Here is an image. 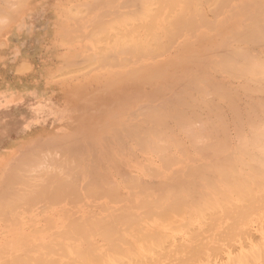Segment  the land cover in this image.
I'll use <instances>...</instances> for the list:
<instances>
[{
    "label": "rangeland",
    "instance_id": "1",
    "mask_svg": "<svg viewBox=\"0 0 264 264\" xmlns=\"http://www.w3.org/2000/svg\"><path fill=\"white\" fill-rule=\"evenodd\" d=\"M135 1H136V3L134 2V0H79V1H77L75 8L73 9L74 11H70V13H68L70 22L72 23L73 28L76 31V38L72 42L71 45H67L66 43L61 44L62 48L69 47V48L75 49V51L73 50L72 53L69 54L70 58L73 57L74 63H73V66L61 67L59 70L60 76H64V78H69L72 82L60 83V84L47 83V84H34V85L29 84V83H19V84L8 83V82L7 83H0V197H1V199H3L2 203H4L6 201L4 198L7 195L10 199L13 198L12 196L15 194L12 195L13 191L12 192L10 191L12 189L15 190L14 192L16 193V196H17V199L14 196L15 198H13V202H11V200L7 201L8 203L6 202V203L2 204L3 206L0 207V210H1L0 213L2 212V215L4 214L3 213L4 209L12 210L14 207H16V208H14L15 210L13 209L14 212H12V213L6 211L7 215L4 214V216H5L3 218L4 220L0 219V247H2L0 249H2V252L4 251L6 253H9V254H6L3 252V254H4L3 256H5V255L6 256L3 257V260L0 257L1 258L0 264H4V263L9 264V262H11V264H12V261H11L12 258H13V262L16 261V260H14V256L16 255V253L20 254V252H21V251L19 252L17 250V248H19L18 245L21 244L20 242H22V244H21V246L19 245L20 246L19 250L20 249L23 250L24 246L26 247V245H27V247H31L33 244L32 248L36 249V252L33 253L32 251H34V250H32V249L27 250V251L25 249V252L28 253V251H29V254H32L31 256L33 258L35 256V254L41 255L39 253L42 251L43 254L41 257H43L44 255H46L44 253V249H46L47 247L42 246V245H44V242L46 240L50 241V244L49 243L48 244L51 247H52V245H55L53 247H56V248L59 247L61 249L56 250V248H55V250H54L55 254H53L54 252L51 253V251H50V252H48L47 256H44V258H47V260H48L50 258L53 259V257L56 256L58 258V260L56 258H54V261L57 260L60 262L61 259L62 260L65 259L67 261L68 256L75 255L74 254L75 252L74 253L72 252V250H73L72 248L77 249V248L81 247L82 241L87 240V237L84 239H81L82 237L79 236L80 241L82 240L81 244L79 243L80 242L79 239H77V240L70 239L71 235L69 236V238L67 237V239H70V241L72 240V241H74V243H78V244H73V242H71L73 244L72 248H71V245H69V246L66 245V244H69L70 242L67 243L69 240H66L63 236V235H66L65 231L66 230L70 231L72 227H76V228L74 230H71V231H77L80 229L81 230L85 229L84 231H86L87 229L89 230V226H87L86 224L91 223L97 217L100 218V216H101V218H102V216L105 214L106 215L104 216V219H106L107 221L103 220V218L102 219L98 218L97 221L99 220L100 225L102 223H104V226L106 227V229L111 228V229H109V232H111V230L114 232V229L119 228L118 232L123 233L120 230L124 231L123 227H126L125 231L128 229V231H130V233L127 231L128 234L135 235V236H138L139 234H142V233H144V235H145V232L147 233L148 231L150 232L151 230H153V231L158 230L159 233L160 232L162 233V235H163V233H166L168 235V236L166 234L163 235V237L165 236V238L167 239L166 241L161 235H159V236H161V238L164 239L163 240L164 242H161L162 244L160 245V247H157L156 249L154 248L152 250V248L147 247L149 245H147V246L144 245L143 247H146V249H147L144 251V248L141 246V245H143V244H141V241H143L142 243H144V244H148V243H145V241H146L145 239H142V238H145L144 236L141 237L142 240L140 239V242H139V240H136V241L134 240L135 239L134 236L126 235L127 233L124 232V234L126 235V236L125 235L124 236L126 238L129 237V240L132 242V245H133L132 248H135V251L137 250L139 257L141 258L145 254H146L145 256H147V257H149L148 255H150L151 256L150 259L146 257L147 260H149V261L154 260L156 257L160 258V260L162 259L164 262L167 261V259H166L167 256L166 257L162 256L165 253L161 254L162 252L161 253H159V252L161 250L165 251L163 249H166V251L168 249V251H170L168 256H172L171 257L172 259L175 258V261L177 260L176 264H178V262H179V264H181V263L182 264H186V263L187 264H218V263L219 264L220 263L229 264L227 262L229 255H230V259H231V257L233 259L232 261L229 259V261L233 262L235 259H237L234 261V263L239 261V259L242 257L243 262L245 261L244 258L249 260L247 264H249L250 259H253V258L254 259L251 260L252 262L250 264H252V263L254 264L253 261H255V264H264V208L262 207V206H264V203H263L264 202V196H262V197L259 196L260 192H261L260 195H262V194L264 195V193H262L264 190V187L261 185L263 187L262 190H260L261 188L258 187L259 186L258 185L259 180L263 176L261 174L262 168H264V157L262 156V155H264V139H263L264 138V131H263L264 130L263 129L264 128V120H263L264 117H262V115L264 116V112L261 113L262 111H260V110H264V107H263L264 106L263 105L264 104L263 103V101H264V95H263L264 94V90H263L264 86H262V85H264V81H263L264 80V77H263V75H264V61H263L264 60V36L261 38L262 35L259 37V34L257 33V30H262L264 32V0H135ZM141 3L143 6V9H145L146 12L143 10L141 11V9H137V7L138 8L141 7V5H140ZM138 4H139V6H138ZM138 10H140L141 13ZM125 17L127 19L131 20V23L129 21L125 22V20H126ZM122 23H125L124 26ZM156 23L158 24L156 26H157V29L159 30V32L156 29V26H155ZM122 29H124V30H122ZM129 30H131V31L133 30L131 33V36H129L130 35L129 33L131 32ZM134 30H136V32ZM259 33H262V32L260 31ZM128 36L131 38V40L128 38ZM132 39H134L133 42H131ZM127 40H130V42ZM134 42L135 43L137 42L136 43L137 46L133 45ZM125 46L128 47V51H126L127 49L124 50L126 48ZM123 47H125V48H123ZM136 47H137V49H136ZM234 55L236 57H238V59L241 58L242 61L241 60L238 61V59ZM128 57H130V59ZM138 57H139V60L137 59ZM125 58H126V60H125ZM134 58H136L137 60ZM229 59H231L235 65L234 64L232 65V62ZM247 59H249V60H247ZM228 60L230 61V63L228 62ZM224 61H226L228 63H225ZM222 62H224L223 63L224 66H225V64L229 65V66L227 65L228 70H227V67L223 66ZM235 62H237V63H235ZM242 62L243 63L245 62V63L243 64ZM252 62L254 64H252ZM217 63H220V64H217ZM239 64H243L242 67H244V65H245V67H244L245 69H243L242 67L240 69V67L238 66ZM261 64H263V65L261 66ZM246 65H249V66L246 67ZM251 65L253 66V68L251 67ZM220 66H222L223 68ZM220 68L222 70H224V69L225 70L221 71ZM236 68H238L237 72L235 71ZM251 68L253 69V71ZM260 68H262L263 71ZM226 70H227V73H228V71H230V72L233 71V72H231V74L230 73L227 74V73H225ZM234 71L236 73H234ZM247 71H250L248 73L252 74L253 76H251L250 74H246ZM251 71H252V73H251ZM261 72H263V73H261ZM237 73H238V75H237ZM240 74L244 75V77H240V76H242ZM248 75H250V77H253V78H250L251 83L249 81ZM64 78H61V79L64 80ZM234 78H236V79H234ZM245 78H247V79H245ZM243 79H245V80H243ZM244 81H245V83H244ZM241 82H242V84H241ZM255 83H256V85H255ZM245 84L250 85V88H251V86L252 87L254 86L252 88V90L250 91V93H249L250 89H248L249 87L246 88ZM257 85H260V86H257ZM242 86H244V88ZM256 87H260L259 89H261L263 93L254 92L257 89ZM261 87H263V89ZM245 90L247 91V93ZM223 91H224V93H222ZM252 91H253V93H252ZM225 93L226 94L228 93V94L226 95ZM242 94H244V95H242ZM254 94H256V96ZM224 95H226V96H224ZM208 97H209L210 101H208L209 100V99H207ZM227 97L230 98V100L228 99L229 101L228 100L226 101ZM260 98L262 100H260ZM211 99L213 101H211ZM230 101L232 104L234 102V104L232 105L230 103ZM257 104H260L261 106L257 105ZM255 106H259V108H261V109H258V107H255ZM252 107H254V108H252ZM215 108H216V110H215ZM250 108H251V111L253 113H251V112L249 113ZM213 109L216 112H217V110L220 111L219 114H222V115H218V113L216 114V112ZM197 111H199V113L201 112V115H200L201 118H198L199 114ZM209 111L211 113H214L213 115L217 119L213 118V115L211 113H209ZM204 112H206L208 116ZM255 114H258L257 116L260 119L258 117L254 118L256 116ZM220 116H221V118H219ZM237 116H239V117H237ZM249 116H252V118H250ZM183 117H184V119H182ZM209 117H210V119H207ZM211 118H212V120H211ZM222 118H223V120H222ZM177 119H178V121H177ZM152 120H153V122L156 120H159L158 123H157V121L155 122L157 124L162 122L164 124L165 128H168L166 131L171 130L170 133H169V131L164 132L162 130L163 124H162V126L159 125V127L161 126V128L158 127L157 129H155L156 126H158V125L154 124L152 122ZM179 120H180V122L181 121L182 122L180 123ZM187 120H192V122L191 121L188 122ZM217 120L218 121L221 120V122L224 121V124L226 126L223 127L222 124H219L220 122H218ZM252 120L254 121V123H252L253 122ZM176 121H177V123H176ZM205 121H206V123L208 122L207 126L209 129H207ZM213 121L217 122L219 125H216V124L214 125L215 122L213 123ZM182 123H184V124H182ZM187 123H188V125H187ZM189 123H190V126H189ZM191 123H193V124H191ZM153 124L155 125V128H154ZM252 124H253V126H254V124L255 125L257 124L256 126L258 127V129L257 130L254 129L252 127ZM185 126L186 127L188 126V127L186 128ZM216 126H218V127H216ZM179 127H183L186 130H183V128H182V130H179L180 129ZM220 127H223L224 129L223 128L220 129ZM250 127H251V129H250ZM165 128H163V129L165 130ZM193 128L196 129L197 131L196 130L193 131ZM261 128H262V130H260ZM158 129L160 131H158ZM215 129L216 130L220 129L219 131H221V132L226 129V131H223L224 134H222L220 132H218V134H217L215 132L216 131ZM213 130H214L215 134H217V136H215ZM252 130L254 132L256 130L255 133L258 135H256L253 132H250ZM210 131H212V132H210ZM239 131L241 132V134H239ZM158 132H160L161 135ZM249 132L251 134L253 133L254 135H256L255 139L250 138V139H253V141L256 140V141H254L255 142L254 144L248 143L250 141V139H249L250 133ZM166 133H168V135ZM182 133H185V135H183ZM186 133H187V136H186ZM195 133H197L198 135H196ZM204 133H206V135ZM169 134L173 135V136L175 135V136L172 137ZM191 134L193 135L194 138H196V141H198V142H194V144L196 143V145H194L193 143H190V142L195 141L194 138L191 137L192 136ZM199 134H200V136H199ZM204 135H205V140L208 137V139L211 141L206 140L204 142V139H203ZM211 135H214L215 138H211V137H213ZM243 135L245 137L248 136L247 138L249 139V141L246 140L247 138L243 139L241 137ZM254 135H253V137H254ZM195 136H198V138ZM257 136L258 137L260 136L261 140H259V138ZM164 137L169 138V140H167V138H166L167 141L165 140L166 141L165 142ZM187 137L190 139H187ZM157 138H159V140ZM172 138H173V140H172ZM176 138H177V141L175 140ZM142 139H144V141ZM197 139H200V140L203 139L202 140L203 143H202V141H201V143L203 145H204V143H207L206 147H205V145L204 146L200 145L199 144L200 140H197ZM215 139L217 140V142L215 141V144L219 143V145L217 144L216 148H219V146H220V142L218 141V139H220V141H222L221 143H223V145L221 144L219 149L214 148L215 146L213 147ZM157 140H158V142H157ZM161 140L163 142H161ZM171 140L174 141L173 142L174 146H172L173 144H172V142H170ZM240 140H243V142L246 141L245 143H243L246 146H242L243 145L242 143L239 144ZM257 140L259 142H257ZM179 141L181 142V144H180L181 147L183 146L182 148H177V146H179V143H180ZM209 142L210 143L213 142L212 143L213 145L209 144ZM251 142H252V140H251ZM166 143L169 145L171 143V145L170 146L166 145ZM176 143H178V144H176ZM259 143H260V146L258 145ZM143 144H144V148L142 149L141 146ZM156 144L158 146H155ZM208 144H209V146L211 145L212 147L210 146V148H209ZM160 145L164 146V147H162L163 151L161 150L162 155L164 154L163 157L161 156L162 158L158 157V155H160L159 153H161V152L157 148L161 149ZM239 145H241V149L239 148L240 147ZM247 145H248V147H247ZM251 145L255 146V147L253 148V147H251ZM225 146L230 151L225 150L226 149ZM258 146H259V150H260L259 153H258ZM170 147H172V148H170ZM195 147H197V148L199 147V148L197 149ZM200 148L201 149L203 148L202 149L203 153L201 152L202 150L200 151ZM206 148H208V149H206ZM246 148L249 151H251L253 149L251 151L253 154L251 152H246V151H248ZM260 148H263V149H260ZM205 149L207 151H205ZM215 149H216V152H217V150H219V152H223V154L217 155V154H219V152H217L215 154V152H214ZM242 149H246V151L244 150V153L245 152H246V154L249 153L251 155V157L255 154L254 152H256V154H255L256 156L258 154H259V157L262 156L260 159L257 158L258 156L255 157L257 159V161H256V159L254 160V159H251V157H250V159L252 161L253 160L256 161V163H258V165L261 166V169H260L261 173H258V172L257 173H258V176L260 174L262 176L258 177V179L256 178L255 179L256 181H254L257 183L258 186H256V184L254 185L253 184L254 182H251V180H249V178L252 179L251 175H250V177H247V175L252 174V173L255 175V173L252 172V169H250V166H251L250 164H252L254 166L256 163L249 161L248 157L245 156L246 154L244 155V153L242 152ZM254 149H256L257 151ZM165 150H167V151H165ZM182 150H184V151H182ZM221 150H223V151H221ZM236 150L237 151L240 150L241 152L240 151L237 152ZM176 151L179 152L180 154L177 153ZM227 151H228V153H231L228 156L229 158H226V155H228V153L226 154ZM195 152H196V154H194ZM155 153H156V155H155ZM165 153L168 154V156ZM181 153H182V155H181ZM174 154H175V156L177 155L176 159L174 157ZM190 154H192V155H190ZM211 154H214L217 157L214 155H211ZM239 154H240V156L241 155H244V156H241V158L239 159L238 158V157H240ZM207 155H209V156H207ZM222 155H224L225 158ZM182 156H184L185 158L183 157V160H180L182 158ZM231 156L233 159L231 158ZM195 157H197V159ZM213 157H215V158H213ZM220 157H223L225 159L223 161L224 165H226L224 162L227 163L229 161L228 163L230 164L234 161L232 163L233 165L231 164V166H232V169H234L233 167H235V169H234L235 171L231 170V166H229V165H227V168H228V169L226 168L227 170L225 169V166L223 167V165L221 166V164L219 166V162L222 163V161H221L222 159L220 160ZM242 157H244L247 161ZM190 158H193V159H190ZM117 159H118V161H116ZM209 159H210V162L212 160H215V159H216V163L219 160L220 161L218 162V164H215L214 163L215 161H212L211 163L212 164L214 163L216 166L213 165L215 167L212 166L213 168H211L210 165H207L209 163ZM228 159H230V160H228ZM241 159H242V161L245 160L246 162L245 161L242 162ZM56 162H58V163H56ZM75 162L76 163L78 162L80 167H78V166L74 167V165H78V163L76 164ZM201 162H203V164L206 166L201 164ZM241 162H242V164H241ZM62 163L64 165H61ZM113 163H115V166L117 167V169L120 168L118 170V173H117V170L115 171V169H114L115 166ZM164 163H167V164H164ZM234 163H236V164H234ZM244 163H246V167H245V165L242 166ZM33 165L35 168L34 167L29 168L30 166L32 167ZM53 165H56V167ZM58 165H59V167H61L60 168L61 173H60V171H57V169H59V167H57ZM150 165H152V167ZM188 165H189L190 170L188 168H187L188 170L185 169L186 167H188ZM190 165H192V168H194V169H197L200 167H202V168L205 167L204 169H202V168H200V169H202V171H206L207 172L206 175L209 174V175H207L208 177H206L205 172L201 173L202 175L201 174L199 175V172H197V173L194 172L196 175V177H195V175L192 174L194 169H192ZM50 166L51 167L53 166V168H51L52 170L49 169ZM218 166L220 167V169H221V167L224 169H221V172H220V169L218 168ZM27 167L29 168L28 170H26ZM77 167L80 168V170L82 171L81 172L82 175L80 176V174H77V176L79 175V177H82V178H78L74 174L75 172L80 173V170L78 171ZM104 167H106V168H104ZM150 167H151V170H150ZM243 167H244V169H243ZM54 168H57V169H56V171L53 172V175H52L51 172L53 170H55ZM41 169H44V170H41ZM45 169H46V173H45ZM102 169H103L102 173L105 174L107 177V178L105 177L104 179H102V181H104V182L100 181L101 178L105 176V175L103 176L102 173L100 172ZM113 169L115 172L113 171ZM159 169H160V172L158 173L157 171H159ZM166 169H168V170H166ZM200 169H199V171H200ZM212 169H213V172L210 171ZM215 169H218L219 171L215 170ZM229 169H230L229 172H231V173L228 172ZM242 169L246 170L247 172L246 171L245 172L247 174L244 173L242 171ZM23 170H25V173L28 172L26 174H28V176H31L32 178L28 177L27 175H23V174H25V173H21V172H23ZM36 170H38V172ZM97 170H99V171H97ZM104 170H105V172H104ZM108 170H109V172L111 171V174L108 172ZM146 170H147V172H146ZM225 170H226V173H225ZM95 171H96V175L98 174V178H96L97 176L94 175ZM190 171H191V173H190ZM208 171H210V172H208ZM236 171H238V172L240 171L239 173L244 175V177L246 176L247 181H250L251 183L250 182L247 183L246 179L245 178L242 179V177H240L242 175H239V173ZM49 172L51 175L48 174ZM154 172H156L158 174H156ZM248 172H249V174H248ZM56 173L57 174L59 173L60 176L58 174V176L54 177V175ZM126 173H129L131 175H129V174L126 175ZM211 173H213L215 175H213ZM18 174L23 175V176L20 175L22 178L21 177L19 178V176H16ZM47 174L49 176H51V181H50V177H48ZM99 174H101L102 177L99 176ZM152 174H154V175H152ZM44 175L47 177H44ZM25 176H27V178H30L29 182H28V179L25 178ZM38 176H40V178ZM70 176H73V177H70ZM84 176L86 177L85 180H87V177L90 178V177L95 176V178L94 177L93 178L96 180V182L99 183V181H100V182L106 184L107 185L106 187L108 189L104 190V188H102L103 187L102 183L98 184V185H102V186H97V184L93 185L91 182V180L93 179L92 178V179H89L91 182L90 185H88L89 182L86 184L87 181L84 184H85V186L88 185V188L90 186H92V188H94L93 186H95L94 189H96V186H97V189L94 190L91 188L93 190L92 191L89 188V191H88L86 189L87 187H85V186L83 187V185H81V184H83L82 182L85 181ZM234 176H236L237 178H235ZM16 177H18V179H20V183H18L19 185L17 184L18 179ZM34 177L38 181L34 180L32 182V179ZM43 177H44V179H42V182L46 181L47 178L49 179L48 182L46 181L48 184L46 182H44L45 185H47V186L51 185V186H49L50 189L46 186L49 189V191L50 190H55V191H50V193H48V191L44 189L45 185H43V183L40 181L41 178H43ZM61 177L63 178L62 182L66 183L65 186H68V188H66V187L64 188V184L61 183V181H60ZM184 177H185V179L186 178L190 179L192 182L188 183V181H190V180L186 181V180H184ZM228 177L229 178L234 177L235 183H236V181L239 182L240 179L245 181V183H242V185H245V187H247L246 184H251L250 186L252 187V189L250 190V192L254 193L253 196H255V194H256V196H259L263 200V201H261V199H259L260 200V202H259L258 198L255 197L256 198L255 201L252 202V203H254L253 205H256L255 202L256 203L258 202V204H260L262 202L260 204L261 206L259 205L260 208H262V209L257 207V212H259V213H256L255 211H253V212H251V217H250V214L248 216L247 211H246V210H248V208L250 206L248 208L246 207L247 209H245V210L244 209L243 210L237 209L238 208L237 204L238 203L240 204L241 202H243V199H241L242 196L246 197L249 191L245 192L246 195L241 194L242 196H237V189H236V187L233 188L235 183L232 180H231V184L233 185L232 189H235L236 194H234L235 193V192H233L234 190L231 191L230 188H228L229 187L228 183L230 180V179L228 180ZM238 177H240V179ZM14 178L16 179V181ZM52 178L54 181L52 180ZM58 178H60V180ZM70 178L72 179L71 181H70ZM67 179H69V180H67ZM94 179L92 181H95ZM105 179H107V180L110 179L111 181H113V183L110 184L111 181L108 180V182H109V184H108V182ZM208 179L209 180L212 179V180L209 181ZM261 179H263V178H261ZM220 180H222V182H220ZM226 180L228 183L227 182L225 183ZM56 181L59 182L58 183L59 186H58V184H55ZM137 181L138 182L140 181V182L138 183ZM164 181H166L167 183L170 184L169 185L166 183V185H164L165 187L168 185V187H166V188L163 186ZM196 181L199 183H196ZM218 181H219V183L217 184ZM252 181H253V179H252ZM15 182H16V184H13ZM35 182H37V183H35ZM50 182H55V183L49 184ZM77 182H78L79 186H78V184H75ZM96 182H93V183H96ZM207 182H208V184H207ZM211 182L215 183V185H213ZM261 182H262V180H261ZM184 183L189 186V187L184 186L185 190H187V191H185L184 189L182 190V188H184L183 187ZM191 183L192 184L196 183L194 189H193V185ZM209 183L212 184V185L210 184V186H212V187H209ZM32 184H33V186H32ZM219 184H220V186H219ZM225 184H227L228 187H226ZM28 185L29 186L31 185L30 187H33V188H30ZM55 185L58 186V188L60 187L61 190L64 189L66 192L70 193V194L67 193L69 195L68 197L69 198L72 197V198H70V200L67 202L68 197H65L66 195L63 196V194H66V192L64 193L62 191V193H63L62 194L61 191H59ZM76 185L79 187L77 190H80V191L76 192V187H77ZM116 185L119 189L116 187ZM135 185L136 186L138 185V187H140V188L143 185L142 189L147 188L150 191L144 190V189H143L144 191H141V189L136 187ZM108 186L110 188H112V187H115V188H112L109 191ZM132 186L135 188H132ZM174 186L180 187L179 189H177L178 187L177 188L175 187L178 191L175 188H173ZM224 186L227 189H224L223 188ZM41 187L43 188L44 193H45V191H47L46 192L47 194H45V196L43 194ZM99 187H100V189H99ZM163 187H164V189H163ZM187 187L190 188V190L192 189L194 192L193 191L190 192V190ZM218 187H220V189H221V190L219 189L220 192L222 191V188L224 190L222 192L228 191L227 192L229 194L228 198H230L231 195H232L231 199L233 198V200H230L231 202L229 203V204L232 203V205H230L232 207L230 208L228 206V209L225 208V211L224 210L223 211L225 213H229L230 212L229 209L231 210L232 208L236 207L234 211L237 210L238 212L237 213L235 212V215L241 211H243V214H245L243 218H245V216H246L245 219L247 221L245 223H241L240 227L236 228L237 225L234 224L239 220L238 218H236L238 220H236V219H234L235 221L232 220L233 224H232V221L229 222L230 221L229 216H232L230 218H233L234 217V213H233L234 211L231 212V213H233L232 215H230L231 213H229L228 214L229 216L226 214L224 215V212H223V215L225 216L226 220L224 219V216L220 212L221 207H220V203L218 202V200H221V198L223 200V194L218 191L221 194L220 195L221 198H219L220 196L219 197L217 196L216 189ZM254 187H256V188H254ZM257 187H258V189H257ZM25 188H26V193L24 194L23 192H25V190L24 191H22V190ZM51 188H54V189H51ZM80 188H82V190ZM130 188H132L135 191L133 192V190H132V192H129V191H131V190H129ZM242 188H243V186L241 187V190H242ZM19 189H21L22 192H20ZM68 189L71 191H69ZM138 189H140V190H138ZM173 189H175V190H173ZM248 189H246V190H248ZM256 189L258 190V192ZM30 190L34 193V195H32V193H30L31 192ZM56 190H58L60 192L59 194H61L63 197H65L64 200L61 199L62 196L60 197L58 194H56ZM85 190H87V191H85ZM170 190L172 192H170ZM179 190L181 191V193ZM205 190H206V193H205L206 196L202 192ZM246 190L243 189V191H246ZM255 190H256V193H255ZM9 191L11 194L8 193ZM73 191H74V193H72V194H75V195L72 196L71 192H73ZM83 191H85V193ZM100 191H102L101 192L102 194L100 193ZM105 191H107V192L105 193ZM117 191H120V192H117ZM146 191H148L149 193H147ZM174 191H177V192H174ZM211 191L216 192L215 195ZM51 192H52V194H54V192H55V195H57L59 197V198L58 197L56 198L54 196V198H56L55 201L59 204H57L53 200V196L51 195ZM79 192L82 194L81 196L85 195V197L83 198V197L79 196L80 195V194H78ZM87 192H88V194H86ZM188 192H190V193H188ZM207 192H209L211 197H213L212 200L214 199V201H213L214 203L211 202L212 200H210V196L208 195ZM99 193H100V195H99ZM109 193H111L110 198H107L109 196ZM182 193L190 194V195H188L189 198H188V196H186L187 194H184V196H186V198L189 201L185 197L184 198L186 200L182 196H179L181 202L177 201L179 198L176 199V202L180 205L181 208L179 206H176L177 208H175L176 204L171 202L173 200H170V202L168 200L170 198L174 199V197H176L177 195H183ZM35 194L37 195V197L35 196ZM93 194H94V196H93ZM114 194L115 195L119 194V195H117V197L118 196L119 197L117 198ZM168 194H170L169 198H167V196H166ZM250 194H248V195H250ZM22 195H24V196H22ZM26 195H30V196L26 197ZM112 195H114L115 197L113 196L114 197L113 198ZM199 195H203L205 197H203V196L201 197ZM238 195H240V194H238ZM41 196L43 198L45 197L46 199L45 198L43 199ZM46 196L48 198L50 196H52V198H50L52 200V202H51L52 205L50 203H49L50 206H48L49 204H45V202L48 203V200H49ZM89 196H91L92 198ZM97 196H99V197H97ZM164 196H166V198ZM197 196L201 197V199L204 201H205L206 197L209 196V199L208 198L207 199L210 201V203H212L213 207H214V204H216L215 205L216 207L218 206L217 209H220V211L218 210L220 212L219 214L221 216H223L224 220L222 218H221V220L217 219V217L214 216L217 219L216 221L215 220L214 221L218 222L215 224L216 225L218 224V225L217 226H214V225L210 226L211 224H210V222H208V220L210 219L208 212L211 213V211H209V210L212 209V207L210 206L211 208L208 210V212L206 210V212H207V214H206V213H204L205 212L204 210L206 207L205 206L201 207L199 205V208L202 209V211H204L203 213L208 216V218L205 217V219L207 221L206 222L207 226L205 225L206 230H207V227L213 228V229L207 230V231L204 230L205 232L201 231L202 232L201 235L203 237L205 236V238H202L200 240L201 244L199 243L197 246H199V249H200L201 246L204 247V245H205V248H203L204 252H202V249H201V251L198 249L200 252H196V256L190 255V257L187 259V262L184 261L183 258H181V260L184 261V262H182L180 260V257L178 256L179 259H178V257L176 259V256L189 252L188 251V247H190L189 244L190 243L195 244L196 242H199V237L201 236V235L195 234L197 236V241L192 242L193 240H191V236H189V234L190 233L192 234L194 231L199 229L198 226L199 227H200V225L204 226L203 225L204 220H201L203 222H201L199 220L201 217L197 218V220H195V221L191 219L194 222L190 221L189 223H191V225H193V226H191V225L187 226V227L185 226L186 224L187 225H189V224L186 223V221H185L186 218L188 219V217H186V214H185V212L187 210H185L186 208L184 207V204L186 203V206H187V204L190 205V203L193 202L192 203L193 206L192 207L187 206V208L188 209L190 208L193 210L197 209L198 206L194 205V202H197V203L202 202L201 199L197 198ZM225 196H224V198H225ZM253 196L251 198H253ZM73 197H75L77 199H74ZM87 197H89V198H87ZM93 197H94V199H93ZM161 197H162V199L164 197L166 199V200L164 199L166 202H164V200H162ZM9 198L6 197V199H9ZM37 198H38V200L40 198H42L41 199L42 203H41V200L38 201ZM95 198L97 199L96 203H95ZM100 198H101V201H100ZM146 198H148V200ZM156 198H157V200H160V201L155 200ZM215 198L218 200H215ZM234 198H235V200H234ZM22 199H23V202H22ZM85 199H86L87 203H89L88 199H90V202H91V199H92V201L94 200V202H91V204H89V205L87 203L82 204V201H85ZM118 199H120V201L117 202V204H116L115 202L118 201ZM245 199H247V197ZM17 200H18V202H16ZM36 200H37V203H36ZM73 200H75L76 202L74 201L75 203H73ZM24 201L25 202L27 201L29 203L30 207H28V205H26V203ZM154 201L155 202L157 201V202L155 203ZM161 201H163V204H161L159 207H161L163 205V207H162L163 210H161L162 208L161 209L157 208L158 204H160L159 202H161ZM186 201H188V203ZM227 201L229 202V199H227ZM232 201L235 202L236 206H233L234 202H232ZM34 202L36 203V207H34L35 206ZM49 202H50V200H49ZM53 202L55 204H53ZM70 202H72L71 206L69 205ZM141 202L143 203V205ZM151 202H153L155 204H153V203L149 204V205L147 204V203H151ZM173 202H175V200ZM179 202L180 203L185 202V203L181 205ZM206 202H207V200H206ZM10 203H12V204H10ZM15 203H17V204H15ZM93 203H95V204H93ZM134 203H136V204H134ZM140 203L144 207L143 208V210L145 209L144 211L141 210L142 207H140L141 209L138 208L140 206ZM164 203H166V205L168 203V205H167L168 209H169V207H171L174 204V207L173 208L171 207L172 210H170V212L172 211L173 213L170 214L169 210L164 209V207H165ZM169 203L171 206H169ZM202 203H200V204H202ZM22 204L24 205V208L20 207V206H22ZM106 204L107 205H113V207H115V209L112 206L108 208V206H106ZM144 204L146 206L147 205L148 206L146 207V206H144ZM156 204H157V207H154ZM258 204H257V206H258ZM46 205H47V207H46ZM116 206L119 208V210H117L118 208H116ZM152 206H153L154 211H155L154 215L157 214L160 219L157 216L155 217L154 215L150 216V218L145 216L146 213L148 215V213H151V211L154 212L152 209ZM195 206H196V208H195ZM221 206H224V205L222 204ZM225 206H226V204H225ZM242 206H244L243 203H242ZM3 207H5V208L2 211ZM7 207H8V209H7ZM10 207H13V208H10ZM42 207H43V210H42ZM66 207H68V208H66ZM100 207H101V209H100ZM150 207H151V209H150ZM240 207H241V204H240L239 208ZM30 208L31 209L33 208V209L30 210V212H29ZM44 208H46V209H44ZM147 208H149V209H147ZM155 208H156V210H155ZM180 209H182V210H180ZM200 209L198 210L199 213H200ZM222 209H223V207H222ZM226 209L229 212H226L227 211ZM252 209H253V206H252ZM254 209H256V207H254ZM17 210L20 212H18ZM116 210H117V212H116ZM158 210H159V212L156 213ZM184 210H185V212H184ZM213 210L215 211V209H213ZM213 210H212V212H213ZM161 211L162 212L164 211V212L162 213ZM178 211H180V212H178ZM244 211L246 213H244ZM43 212H44V214H43ZM189 212H191V211H189ZM193 212H191L190 215ZM165 213H167V214H165ZM83 214H85L86 216L88 215V218L87 217H85V218H87L86 220H88L89 222H87L85 220V218H84L85 215H83ZM162 214H163V216H162ZM173 214H175V215H173ZM176 214L180 216V220H179V216L177 217ZM182 214L185 216H183ZM213 214L211 213V215H213ZM243 214H242V216H243ZM121 215L124 217L123 221H122ZM171 215H172V217H171ZM196 215H193V216L196 217ZM13 216L14 217L19 216L18 218L16 217V219H18V220H15V218ZM63 216H64V218H63ZM71 216L72 217L73 216L79 217L78 218L79 221H77V218H75V221L74 220L71 221V219H70V222H71L70 223L69 219L67 221V218L68 217L72 218ZM117 216H121V217H119V219L118 218L116 219L115 217H117ZM141 216H142V218L140 219L141 222H139L138 217H141ZM164 216H166V217H164ZM173 216H174V218H173ZM181 216H183V217H181ZM242 216H241V219H242ZM247 216L250 217L249 218L250 220L248 219ZM34 217H36V218H34ZM111 217L114 219H112ZM162 217L164 218V220ZM218 217L220 218V216H218ZM235 217H237V216H235ZM0 218H2V217L0 216ZM12 218H14L13 219L14 221L12 220ZM31 218H33V219H31ZM89 218H91L93 220L90 221ZM120 218H121V220H120ZM129 218L130 219L135 218L134 220H136V218H138V223H139L138 226L134 225L136 222L135 221L133 222L132 221L133 219L131 221L134 224H132V226L128 225L127 222L128 223L131 222V221L127 220ZM145 218H147V220ZM168 218H171L172 221ZM181 218L182 219L185 218V220L183 219L185 221V224H183L185 226V229H183L182 226H181L182 228H179L180 227V225H179V227L177 226V229L179 230L178 231L177 229H175L176 227L175 228H173V227L176 224L178 225L180 223L179 221H183ZM83 219L86 221V223L83 221ZM157 219L160 220L161 222L158 221ZM166 219L168 220V221H166L169 224V225L167 224L168 226H170V224L174 221V219H176L175 221L177 223L176 224L172 223V224H174L172 227L174 229L173 231L170 230V228L167 225H163L165 222H162V220L165 221ZM10 220H12L13 222L11 221L12 222L11 223ZM81 220H82V222L85 223V225H83L84 223L82 224L84 226V228L81 225V223H82V222H80ZM210 220H212V219H210ZM242 220H241V222H242ZM116 221H118V223ZM121 221H122V223H121ZM64 222H65V224H64ZM157 222L159 223V225L157 224ZM196 222H198L200 224L198 225V223L196 224ZM227 222L230 223V224H228V226L226 225ZM19 223H20V227H19ZM67 223H69V224L74 223L75 226L71 225L68 227ZM76 223H79L80 225L79 224L76 225ZM99 223L95 222L94 227L91 226V224H89L92 227L91 232H90L92 237L90 236V233H89L90 230L87 232H84L87 234L89 233V235H87L88 241L94 242L95 239L97 240L96 242H94L95 244L99 245L98 247L95 245L97 248L94 246V244L92 245V243L90 245L88 243H86L88 241L85 242L86 244H84V242H83V244H84L83 247H85V245L89 246V247L92 245L93 248L95 249V251H93V249L92 250L88 249V251H93L92 253L95 252V254L96 253L102 254L101 252H102V250L104 251V249H105L104 247H106L107 244L109 246V241L107 242V244H105L106 239L101 240V239H103V237L98 235V233H96V230L100 226ZM13 224H15V225H13ZM96 224H97V226H96ZM172 224H171V226H172ZM46 225H48V226L50 225V226H54V227L52 229H51V227H49V229L44 230V228H45L44 226H46ZM116 226H117V228H116ZM165 226L168 228L165 229ZM202 226H201V228H202ZM77 227H80V229ZM102 227H103V225L100 226L101 229H102ZM215 227H216V229H214ZM227 227H229V228H227ZM46 228H48V227L46 226ZM63 228H65L64 229L65 231L63 230ZM120 228H123V229H120ZM41 229H43V230H41ZM181 229H183L184 232H183V230L181 231ZM228 229L229 230L231 229V230L229 231ZM34 230H36V231L34 232ZM56 230L62 231L61 237H60L61 232L59 233ZM226 230L231 232V233L227 232ZM51 231L53 234L55 231L57 232L56 234H59V236L58 235L55 236L56 238H58L57 239L58 242L56 241V238L54 239V237H53L54 240L52 239L53 235L49 237V235L51 234ZM92 231H93V235H92ZM77 232H79V231H77ZM113 232H111V234H113ZM226 232L229 233L230 235H226L227 234ZM159 233H157V234H159ZM220 233H222V234L226 233L225 234L226 236H224V234L222 235V237L220 236L221 240L218 239L219 237L218 238L216 237V235H218ZM72 234L75 237V232H73ZM107 234L108 233H106L104 235L107 236ZM172 234H174L173 235L174 237L172 236ZM23 235L26 237H24ZM78 235H79V233H78ZM117 235H118V238L123 239V237H122L123 234L121 235V234H118L116 232V235H114V236H117ZM153 235H155V233H151V236H153ZM170 235H171V237H170ZM186 235H188L190 237L189 240L187 239L188 236L186 237ZM83 236H84V234H83ZM114 236L111 238H114ZM192 236H193V234H192ZM23 237L25 239H22ZM31 237H32V239H31ZM155 237L157 238L158 235H155ZM62 238H63V241L60 240ZM92 238H95V239H92ZM105 238H107V237H105ZM118 238L115 239V244H116V241L121 243V241L118 240ZM192 238H194V237H192ZM15 239L17 241L19 240L18 243L15 242L16 241ZM182 239L186 240L187 243ZM59 240H60V242H64V241L66 242L65 244L62 243V244H64V246L61 247L62 244L59 242ZM153 240H154V237L152 238V241ZM161 240L162 239H160L159 241H161ZM38 241H39V243L42 242L43 244L42 243H41L42 245L36 244V242H38ZM126 241H127V239H126ZM126 241L124 240L123 243ZM137 241L139 242L138 244L136 243ZM152 241L150 239V241L148 240L147 242H149V244L151 245L156 241L155 244H153V245L158 246L156 243H158L159 241L154 240L153 243H152ZM110 242H112L111 239H110ZM202 242L204 244H202ZM34 243L36 244L37 248L34 246ZM123 243H121V246L125 247V249L128 252L129 251L128 245H127L128 243L127 244H125V243L123 244ZM181 243L184 244L185 246L182 245ZM185 243L188 245L187 247H186ZM14 244L15 245L18 244V245L15 246ZM28 244H29V246H28ZM79 244H80V246L78 247L77 245H79ZM115 244L114 245L110 244V245L115 246ZM180 244H181V246H180ZM22 245H24L23 248H21ZM38 245H39V247H38ZM173 245L174 246L176 245V246L173 248ZM182 246H183V248H182L183 251H181V253H180V247H182ZM206 246H208V248H210V249L208 250L206 248ZM83 247H82V249H83ZM117 247H115V248H117ZM122 247H120V248L122 249ZM162 247H163V249H161ZM64 248H65L64 251H66L67 253H64L61 251ZM169 248L171 250H169ZM178 248H179V250H178ZM194 248H196V245L194 246ZM194 248H192V249L194 250ZM10 249L14 252V254L10 252L11 251ZM121 249L117 253H121L120 252ZM149 249L154 251L155 254H153V253L151 254V251H149ZM6 250H8V251H6ZM39 250H40V252H39ZM78 250L80 251V249H78ZM107 250L105 249V252ZM110 250H111V248L109 249V252L111 253L110 254L111 257L113 258L114 255H112V251H110ZM126 250H124V252ZM82 251H84V249ZM146 251H147V253H145ZM245 251L247 252V254L244 255L245 256L244 258H243V256H239V258L237 256V258H235L236 255H240V253L242 254V252H243V254L246 253ZM124 252H123V254H124ZM191 252H193V251L191 250ZM191 252H189V254ZM256 252H259V253H256ZM76 253L78 254V251ZM106 253H108V251ZM140 253H142L144 255L141 256ZM251 253L252 254L254 253L257 257L253 254L255 256L254 257ZM29 254L28 255L26 254L27 255V257H26L25 254L23 256L21 253L20 256H23V257H21L20 260L23 258V260L26 262V264H30L29 262H27V258H28V256H30ZM65 254H66V256H65ZM127 254L129 256V253H127ZM135 254H134V256L133 255H130V256L137 257V256H135ZM156 254L158 256H156ZM166 254H168V253L166 252ZM189 254L186 256L188 257ZM199 254H202V255L204 254V255L202 257H200L201 255L198 256ZM205 254H207V255H205ZM120 255L121 254H119V256ZM124 255L123 256L121 255L120 257H122V259H124V257L127 256V255H125V256ZM251 255L253 256V258H250ZM20 256H18V257H20ZM130 256L126 257V258H128V260H129L130 258H132ZM145 256L142 258L143 260H144ZM153 256L155 258H152ZM258 256H259V258H258ZM102 257H104L105 259H103ZM181 257H185V255H181ZM192 257H193L194 261H192ZM197 257H199V259ZM108 258H109V254H106V256H105V254H103L102 256L100 255V259L102 261L104 260L103 264L104 263L110 264L108 262ZM194 258L195 259L197 258V259L195 260ZM260 258H261L262 262H260ZM35 259H38V258H35ZM40 259L42 260V258H39V260ZM135 259L132 258V260H135ZM172 259L171 260L169 259L170 264H171V261L175 262ZM184 259L186 260V258H184ZM258 259H259V261H258ZM20 260H19V262L16 261L13 264H23L24 262H22ZM125 260H127V259L122 260L121 263L125 264V262H126ZM138 260H139V258L137 259V261ZM145 260H144V262H145ZM157 260L159 261V259H157ZM188 260L191 262L188 263ZM163 261H160L159 264H163ZM30 262L33 263L32 259H30ZM134 262H129V263L131 264ZM153 262L156 263L155 261H153ZM63 263H64V261H63ZM115 263L117 264L118 262H115ZM239 263H241V261H239ZM119 264H120V262H119ZM126 264H127V262H126ZM147 264H149V263H147ZM164 264H168V261ZM172 264H174V263H172Z\"/></svg>",
    "mask_w": 264,
    "mask_h": 264
},
{
    "label": "bare ground",
    "instance_id": "2",
    "mask_svg": "<svg viewBox=\"0 0 264 264\" xmlns=\"http://www.w3.org/2000/svg\"><path fill=\"white\" fill-rule=\"evenodd\" d=\"M134 2L136 3L135 0H134ZM140 5H141V7H140V8L137 7V9H141V11L143 10V11L146 12V10L143 9L142 3H141ZM138 6H139V4H138ZM138 11L141 13L140 10H138ZM125 18H126V17H125ZM134 20H135V19H134ZM127 21H129V22L131 23V20H129V19L126 18L125 22H127ZM122 22H123V21H122ZM122 24H123V26H124L125 23H122ZM156 25H158V24L156 23L155 26H156ZM153 26H154V25H153ZM155 26H154V27H155ZM156 29H157V26H156ZM122 30H124V29H122ZM157 30H158V29H157ZM129 31H131V30H129ZM132 31H133V30H132ZM132 31H131L130 33L128 32V33L130 34L129 36H131ZM134 31L136 32V30H134ZM260 31H261L263 34H262V33H259ZM156 32H157V31H156ZM158 32H159V30H158ZM257 33L259 34V37L262 35L261 38L264 36V32H263L262 30H257ZM126 34H127V33H126ZM129 36H128V38L131 40V38H130ZM135 38H136V37H135ZM261 38H260V39H261ZM152 39H153V38H152ZM130 40H127V41L130 42ZM133 40H134V39H132L131 42H133ZM154 41H155V40H154ZM123 42H124V41H123ZM137 42H138V41H137ZM137 42H136V43H137ZM124 43H125V42H124ZM136 43L134 42L133 45L135 46ZM126 44H127V43H126ZM136 46H137V45H136ZM125 47H126V46H125ZM125 47H123V48H125ZM126 49H127V50H126ZM136 49H137V47H136ZM124 50L128 51V47H126ZM131 50H132V49H131ZM120 56H121V55H120ZM234 56H235V55H234ZM235 57H236V56H235ZM126 58H127V57H126ZM126 58H125V60H126ZM128 58L130 59V57H128ZM233 58H234V57H233ZM236 58L238 59V57H236ZM134 59H136V58H134ZM137 59L139 60V57H138ZM137 59H136V60H137ZM136 60H135V61H136ZM229 60L232 62V65H233V64H234L233 61H232L231 59H229ZM229 60H228V62L230 63ZM239 60L242 61L241 58L238 59V61H239ZM247 60H249V59H247ZM235 61H236V60H235ZM238 61H237V62H238ZM263 61H264V60H263ZM127 62H128V61H127ZM137 62H138V61H137ZM220 62H221V61H220ZM224 62H225V63H228V62H226V61H224ZM224 62H222V64H223ZM237 62H235V63H237ZM249 62H250V61H249ZM249 62H248V63H249ZM242 63H243V62H242ZM244 63H245V62H244ZM244 63H243V64H244ZM255 63H256V62H255ZM113 64H114V63H113ZM217 64H220V63H217ZM243 64H239V65H238V66L240 67V69H241V67H242ZM250 64H251V63H250ZM252 64H254V63L252 62ZM227 65H228V64H225V66H224V64H223V66H224V67H227V70H228V66H229V65H228V66H227ZM234 65H235V64H234ZM255 65H256V64H255ZM255 65H254V66H255ZM262 65H263V64H261V66H262ZM216 66H217V65H216ZM238 66H237V67H238ZM247 66H249V65H246V67H247ZM257 66H258V65H257ZM220 67H222V66H220ZM235 67H236V66H235ZM244 67H245V65H244ZM244 67H242V68L245 69ZM251 67L253 68L252 65H251ZM222 68H223V67H222ZM233 68H234V67H233ZM252 68H251V69H252ZM256 68H257V67H256ZM262 68H263V67H262ZM262 68H260V69L262 70ZM218 69H219V68H218ZM220 69H221V68H220ZM248 69H249V68H248ZM248 69H247V70H248ZM254 69H255V68H254ZM258 69H259V68H258ZM224 70H225V69H224ZM224 70L221 69V71H224ZM227 70H226L225 73H227ZM237 70H238V68L235 69L236 72H237ZM235 71H234V73H236ZM245 71H246V70H245ZM252 71H253V69H252ZM252 71H251V73H252ZM258 71H259V70H258ZM262 71H263V70H262ZM231 72H233V71H231ZM231 72L228 71V73H230V74H231ZM242 72H243V71H242ZM248 72H250V71H247L246 74H250V73H248ZM228 73H227V74H228ZM238 73H239V72H238ZM238 73H237V75H238ZM255 73H256V72H255ZM261 73H263V72H261ZM243 74H244V73H243ZM259 74H260V73H259ZM240 75H242V74H240ZM250 75L253 76L252 74H250ZM250 75H248V76H249V81H250V78H253V77H250ZM235 76H236V75H235ZM240 77H244V75H242V76H240ZM263 77H264V75H263ZM263 77H262V78H263ZM254 78H255V77H254ZM262 78H261V79H262ZM234 79H236V78H234ZM245 79H247V78H245ZM245 79H243V80H245ZM261 79H260V80H261ZM260 80H259V81H260ZM262 80H263V79H262ZM262 80H261V81H262ZM247 81H248V80H247ZM254 81H255V80H254ZM263 81H264V80H263ZM263 81H262V82H263ZM244 83H245V81H244ZM244 83H243V84H244ZM250 83H251V81H250ZM241 84H242V82H241ZM257 84H258V83H257ZM260 84H261V83H260ZM245 85H246V86H245L246 88L249 87L248 89H250V90H249V93H250V91L252 90V88H253L254 86H253V87L251 86V88H250V85H248V84H245ZM247 85H248V86H247ZM255 85H256V83H255ZM257 86H260V85H257ZM262 86H264V85H262ZM242 87L244 88V86H242ZM243 88H242V89H243ZM256 88H257L259 91L256 89L257 91L255 90L254 92H257V93H258V92H261V93H263L262 90L259 89L260 87H256ZM261 88L263 89V87H261ZM240 89H241V88H240ZM263 90H264V89H263ZM242 91H243V90H242ZM245 91H246V90H245ZM245 91H244V92H245ZM244 92H243V93H244ZM222 93H224V91H223ZM246 93H247V91H246ZM246 93H245V94H246ZM252 93H253V91H252ZM225 94H226V93H225ZM227 94H228V93H227ZM227 94H226V95H227ZM230 94H231V93H230ZM259 94H260V93H259ZM226 95H224V96H226ZM242 95H244V94H242ZM254 95L256 96V94H254ZM263 95H264V94H263ZM263 95H262V96H263ZM262 96H261V97H262ZM210 98H211V97H210ZM255 98H256V97H255ZM207 99H209V97H208ZM228 99L230 100V98L227 97V98H226V101H227ZM229 100H228V101H229ZM231 100H232V99H231ZM260 100H262V99L260 98ZM208 101H210V99H209ZM211 101H213V100L211 99ZM239 101H240V100H239ZM256 101H257V100H256ZM217 103H218V102H217ZM230 103H231V101H230ZM258 103H259V102H258ZM261 103H262V102H261ZM261 103H260V104H261ZM263 103H264V101H263ZM263 103H262V104H263ZM231 104H232V103H231ZM233 104H234V102H233ZM233 104H232V105H233ZM255 104H256V103H255ZM255 104H254V105H255ZM260 104H257V105H260ZM236 105H237V104H236ZM263 105H264V104H263ZM237 106H238V105H237ZM260 106H261V105H260ZM255 107H258V109H261V108H259V106H255ZM263 107H264V106H263ZM232 108H233V107H232ZM236 108H237V107H236ZM252 108H254V107H252ZM209 109H210V108H209ZM256 109H257V108H256ZM213 110H214V109H213ZM215 110H216V108H215ZM215 110H214V111H215ZM252 110H253V109H252ZM260 111H262L261 113L264 112V110H260ZM197 112H198V114H199V115H198V116H199L198 118H201V117H200L201 112H200V113H199V111H197ZM215 112H216V111H215ZM250 112L253 113V112L251 111V108H250L249 113H250ZM204 113H206V112H204ZM209 113H211V112L209 111ZM209 113H208V114H209ZM217 113H218V115H222V114H219L220 111H218V110H217L216 114H217ZM249 113H248V114H249ZM255 113H256V112H255ZM261 113H260V114H261ZM211 114L213 115L214 113H211ZM211 114H210V115H211ZM206 115H207V113H206ZM210 115H209V116H210ZM251 115H252V114H251ZM255 115H256V116H255L254 118L258 117V116H257L258 114H255ZM207 116H208V115H207ZM203 117H204V116H203ZM203 117H202V118H203ZM210 117H211V116H210ZM210 117L207 118V119H210ZM237 117H239V116H237ZM249 117L252 118V116H249ZM260 117H261V116H260ZM262 117H264V116L262 115ZM198 118H197V119H198ZM213 118L217 119L214 115H213ZM219 118H221V116H220ZM258 118H259V117H258ZM153 119H154V118H153ZM182 119H184V117H183ZM204 119H205V118H204ZM236 119H237V118H236ZM259 119H260V118H259ZM211 120H212V118H211ZM222 120H223V118H222ZM263 120H264V119H263ZM156 121H157V123H158L159 120H156ZM156 121L153 122V120H152V122H153L154 124L158 125V126H156V128H155V125L153 124L155 129H157V128L159 127V125L162 126V124H163L162 122H160L159 124H157V123H155ZM177 121H178V119H177ZM177 121H176V123H177ZM187 121H188V122H189V121L192 122V120H187ZM207 121H208V120H207ZM217 121H218V120H217ZM248 121H249V120H248ZM252 121H253V120H252ZM179 122H180V120H179ZM179 122H178V123H179ZM181 122H182V121H181ZM181 122H180V123H181ZM185 122H186V121H185ZM210 122H211V121H210ZM214 122H215V121H213V123H214ZM218 122H220L219 124H222L223 127L226 126V125L224 124V121L221 122V120H220V121H218ZM176 123H175V124H176ZM207 123H208V122H207ZM207 123H206V121H205V124H206L207 129H209L208 126H207ZM211 123H212V122H211ZM252 123H254V121H253ZM182 124H184V123H182ZM191 124H193V123H191ZM215 124H216V125H219L217 122H215L214 125H215ZM223 124H224V125H223ZM153 125H152V126H153ZM187 125H188V123H187ZM208 125H209V124H208ZM256 125H257V124H256ZM256 125L254 124V126H255V127H254L253 124H252V127H253L254 129L257 130L258 127H257ZM260 125H261V124H260ZM161 126H160L159 128H161ZM183 126H184V125H183ZM189 126H190V123H189ZM211 126H212V125H211ZM220 126H221V125H220ZM185 127H186V126H185ZM187 127H188V126H187ZM187 127H186V128H187ZM214 127H215V126H214ZM216 127H218V126H216ZM223 127H220V129L223 128ZM154 128H153V129H154ZM163 128H165L164 124H163ZM163 128H162V130H163L164 132L168 129V128H165V130H164ZM179 128H180L179 130H182L183 127H179ZM194 128H195V127H194ZM194 128H193V131L196 130V129H194ZM259 128H260V127H259ZM191 129H192V128H191ZM220 129H219V130H220ZM223 129H224V128H223ZM250 129H251V127H250ZM250 129H249V130H250ZM263 129H264V128H263ZM183 130H186V129L183 128ZM198 130H199V129H198ZM211 130H212V129H211ZM215 130H216V129H215ZM219 130H216L215 132H216L217 134H218V132L224 134L223 131H226V129L223 130L222 132L219 131ZM256 130H255V132H256ZM260 130H262V128H261ZM156 131H157V130H156ZM158 131H160V130L158 129ZM168 131H169V133H170L171 130H168ZM168 131H166V132H168ZM191 131H192V130H191ZM193 131H192V132H193ZM196 131H197V130H196ZM204 131H205V130H204ZM263 131H264V130H263ZM263 131H262V132H263ZM164 132H163V133H164ZM181 132H182V131H181ZM210 132H212V131H210ZM213 132H214V130H213ZM215 132H214V134H215ZM250 132L255 133L253 130L250 131ZM250 132H249V133H250ZM158 133H160V132H158ZM172 133H173V132H172ZM198 133H199V132H198ZM253 133H252V134H253ZM258 133H259V132H258ZM166 134L168 135V133H166ZM182 134L185 135V133H182ZM195 134L198 135L197 133H195ZM200 134H201V133H200ZM200 134H199V136H200ZM204 134L206 135V133H204ZM210 134H211V133H210ZM210 134H209V135H210ZM217 134H215V136H217ZM239 134H241L240 131H239ZM252 134L250 133L249 139H250V138H254V139H255V136L258 135V134L255 133L256 135L253 134V135H254V137H253ZM261 134H262V133H261ZM160 135H161V133H160ZM169 135H170V134H169ZM191 135H192V134H191ZM205 135H204V138H203V139H204V142H205L206 140L211 141V140L208 139V137H207V139L205 140ZM207 135H208V134H207ZM251 135H252V136H251ZM170 136L174 137L175 135H174V136H173V135H170ZM186 136H187V133H186ZM211 136H213V137H211V138H215L214 135H211ZM188 137H189V136H188ZM188 137H187V139H190V138H188ZM191 137H193V135H192ZM195 137L198 138V136H195ZM241 137H242L243 139H244V138L246 139L248 136L245 137V136L243 135V136H241ZM257 137H258V136H257ZM257 137H256V138H257ZM261 137H262V136H261ZM166 138H167V137H166ZM166 138L164 137V141L166 140ZM193 138H194V137H193ZM199 138H200V137H199ZM209 138H210V137H209ZM216 138H217V137H216ZM218 138H219V137H218ZM258 138H259V140H261L260 136H259ZM258 138H257V139H258ZM157 139L159 140V138H157ZM160 139H161V138H160ZM191 139H192V138H191ZM203 139H202V140H203ZM249 139L247 138L246 140L249 141ZM263 139H264V138H263ZM142 140L144 141V139H142ZM158 140H157V142H158ZM167 140H169V138H167ZM167 140H166V141H167ZM172 140H173V138H172ZM172 140H171L170 142H172V144H173L172 146H174V143H173L174 141H172ZM175 140L177 141V138H176ZM178 140H179V139H178ZM194 140H195V141L192 140L193 142H190V143H193V144H194V142H198V141H196V138H194ZM197 140H200V139H197ZM202 140L199 141V144H200V145H203V144H202V143H203ZM251 140H252V142H251ZM143 141H142V142H143ZM166 141H165V142H166ZM176 141H175V142H176ZM189 141H190V140H189ZM201 141H202V143H201ZM208 141H207V142H208ZM215 141L217 142V140H216V139L214 140V145L212 144L213 142H212V143L209 142V144H212L213 147L215 146L214 148H216L217 144L219 145V143H216V144H215ZM218 141L220 142V146H221V144L223 145V143H221L222 141H220V139H218ZM244 141H245V140H244ZM254 141H256V140H254ZM254 141H253V139H250V141H249L248 143H252V144H254V143H255ZM155 142H156V141H155ZM161 142H163V141L161 140ZM179 142H180V141H179ZM245 142H246V141H245ZM245 142H243V140H240L239 144H241V143L243 144V143H245ZM257 142H259V141L257 140ZM144 143H145V142H144ZM159 143H160V142H159ZM167 143H168V142H167ZM167 143H166V145H169V144H167ZM145 144H146V143H145ZM164 144H165V143H164ZM176 144H178V143H176ZM180 144H181V142L179 143V146H180V147L177 146V148H182V147H183V146L181 147ZM199 144H198V145H199ZM209 144H208V146H209ZM256 144H257V143H256ZM170 145H171V143H170ZM170 145H169V146H170ZM194 145H196V143H195ZM198 145H197V146H198ZM204 145H205V147H206L207 143H204ZM204 145H203V146H204ZM249 145H250V144H249ZM258 145L260 146V143H259ZM155 146H158V145L156 144ZM160 146H161V145H160ZM169 146H168V147H169ZM175 146H176V145H175ZM208 146H207V147H208ZM210 146H211V145H210ZM210 146H209V148H210ZM220 146H219V148H220ZM239 146H240L239 148L241 149V145H239ZM242 146H246V145L243 144ZM259 146H258V153H259V151H260V150H259ZM262 146H263V145H262ZM139 147H140V146H139ZM162 147H164V146H161V149H159V148H157V149L161 152V150L163 151ZM192 147H193V146H192ZM211 147H212V146H211ZM247 147H248V145H247ZM251 147L254 148L255 146H252V145H251ZM256 147H257V146H256ZM141 148H142V149L144 148V144L141 146ZM150 148H151V147H150ZM170 148H172V147H170ZM177 148H176V149H177ZM193 148H194V147H193ZM195 148H197V147H195ZM198 148H199V147H198ZM198 148H197V149H198ZM203 148H204V147H203ZM203 148H202V149H203ZM219 148H216V149H219ZM225 148H226V146H225ZM225 148H224V149H225ZM237 148H238V147H237ZM244 148H245V147H244ZM176 149H175V150H176ZM202 149L200 148V151H201ZM206 149H208V148H206ZM206 149H205V151H207ZM212 149H213V148H212ZM212 149H211V150H212ZM216 149L214 150L215 154H216L217 152H219V150H217V152H216ZM221 149H222V148H221ZM246 149H247V148H246ZM246 149H242V152L244 153V150L246 151ZM249 149H250V148H249ZM260 149H263V148H260ZM152 150H153V149H152ZM154 150H155V149H154ZM168 150H169V149H168ZM179 150H180V149H179ZM225 150H229V149L226 148ZM247 150H248V149H247ZM252 150H253V149H252ZM252 150H251V151H252ZM254 150H256V149H254ZM165 151H167V150H165ZM169 151H170V150H169ZM182 151H184V150H182ZM182 151H181V152H182ZM194 151H195V150H194ZM221 151H223V150H221ZM229 151H230V150H229ZM236 151H237V150H236ZM239 151H240V150H239ZM239 151H237V152H239ZM251 151L248 150V151H246V152H251ZM256 151H257V150H256ZM176 152H177V151H176ZM176 152H175V153H176ZM197 152H198V151H197ZM201 152L203 153V150H202ZM214 152H213V153H214ZM224 152H225V151H224ZM240 152H241V151H240ZM246 152L244 153V155L246 154ZM158 153H159V152H158ZM167 153H168V152H167ZM177 153H179V152H177ZM199 153H200V152H199ZM227 153H228V151L226 152V154H227ZM251 153H252V152H251ZM254 153L256 154V152H254ZM258 153H257V154H258ZM260 153H261V152H260ZM159 154H160V155H158V157H161V156L163 157V156H164V154L162 155V152L159 153ZM165 154H166V153H165ZM168 154H169V153H168ZM168 154H166V155L168 156ZM179 154H180V153H179ZM194 154H196V152H195ZM220 154H223V152H219V154H217V155H220ZM229 154H231V153H228V155H226V158H229V157H228ZM235 154H236V153H235ZM241 154H242V153H241ZM252 154H253V153H252ZM255 154L252 156L253 158L251 157V155H250L249 153L246 154L245 156L248 157L249 161H252L251 159H254V160H255V159H256L255 157H257V156H258L257 158H259V159H260L262 156L264 157V155H262V154H261V155H262L261 157H259V154H258L257 156H256ZM42 155H43V154H42ZM42 155H41V156H42ZM155 155H156V153H155ZM155 155H154V156H155ZM172 155H173V154H172ZM181 155H182V153H181ZM183 155H184V154H183ZM185 155H186V154H185ZM188 155H189V154H188ZM190 155H192V154H190ZM205 155H206V154H205ZM211 155H214V154H211ZM211 155H210V156H211ZM237 155H238V154H237ZM244 155H241V156H244ZM44 156H45V155H44ZM167 156H166V157H167ZM176 156H177V155H176ZM176 156H175V154H174L175 159H176ZM179 156H180V155H179ZM201 156H202V155H201ZM207 156H209V155H207ZM207 156H206V157H207ZM214 156H216V155H214ZM222 156L224 157V155H222ZM239 156H240V154H239ZM241 156L238 157V158L240 159ZM39 157H40V156H39ZM162 157H161V158H162ZM183 157H184V156H182V158L180 157V158H181L180 160H183ZM187 157H188V156H187ZM216 157H217V156H216ZM223 157H220V160L222 159V160H221L222 163L219 162V161H220L219 159H218V160H219L218 162H219V166H220V164H221V166H222V165H223V167L225 166V169H226V168H227V165L231 166V164H232L234 161H233V162L231 161L232 163L229 164V163H228V162H229L228 160H230V159H228V160H227V161H228V162H227L228 164H227L226 162H224V163L226 164V165H224V164H223V161L225 160V159H224L225 157H224V158H223ZM250 157H251V159H250ZM42 158H43V157H42ZM156 158H157V157H156ZM161 158H160V159H161ZM184 158H185V157H184ZM195 158L197 159V157H195ZM204 158H205V157H204ZM211 158H212V157H211ZM213 158H215V157H213ZM231 158H232V156H231ZM242 158H244V157H242ZM115 159H116V158H115ZM165 159H166V158H165ZM177 159H178V158H177ZM190 159H193V158H190ZM198 159H199V158H198ZM232 159H233V158H232ZM232 159H231V160H232ZM244 159H245V158H244ZM259 159H258V160H259ZM162 160H163V159H162ZM166 160H167V159H166ZM185 160H186V159H185ZM199 160H200V159H199ZM235 160H236V159H235ZM245 160H246V159H245ZM245 160L242 161V159H241L242 162H244ZM254 160H253L252 162H253V163H256L257 159H256V161H254ZM66 161H67V160H66ZM116 161H118V159H117ZM119 161H120V160H119ZM212 161H215L214 163H215V164H218V162L216 163V159H215V160H212ZM212 161H211V162H212ZM237 161H238V160H237ZM246 161H247V160H246ZM246 161H245V162H246ZM249 161H248V162H249ZM61 162H62V161H61ZM120 162H121V161H120ZM120 162H119V163H120ZM166 162H167V161H166ZM168 162H169V161H168ZM175 162H176V161H175ZM211 162H210V159H209V163H208L207 165H210L211 168L215 167L216 165H215L214 163L212 164ZM239 162H240V161H239ZM242 162H241V164H242ZM56 163H58V162H56ZM75 163H76V162H75ZM77 163H78V162H77ZM77 163H76V164H77ZM113 164H114V166H115V163H113ZM146 164H147V163H146ZM148 164H149V163H148ZM164 164H167V163H164ZM201 164H203V162H201ZM211 164H212V165H211ZM234 164H236V163H234ZM238 164H239V163H238ZM241 164H240V165H241ZM61 165H64V164L62 163ZM61 165H60V166H61ZM73 165H74V164H73ZM174 165H175V164H174ZM203 165H204V164H203ZM213 165H215V166H213ZM232 165H233V164H232ZM240 165H239V166H240ZM244 165H245V167H246V163H244L242 166H244ZM250 165H251V166H250V169H252V172H254L255 175H254L253 173H252V174H249V172H248L249 175H247V177H250V175H251L253 181H252L251 178H249V180H251V182H254V181H256V180H255L256 178L258 179V177H261V176L263 175V176L261 177V178H263V179L260 178V180H259V183H260L261 180H262V182H261L262 184H261V183H260V184L258 183V185H259V186H258L256 182L253 183L254 185L256 184V186L260 187V188H261L260 190H262L263 187H264V183H263V182H264V168H262V173H261V171H260L261 166L258 165V163H256L254 166H253L252 164H250ZM53 166L56 167V165H53ZM53 166H52V167L50 166L49 169L53 168ZM76 166L80 167V166H79V163H78V165H74V167H76ZM117 166H118V165H117ZM150 166L152 167V165H150ZM164 166H165V165H164ZM170 166H171V165H170ZM190 166H191V168H192V165H190ZM204 166H206V165H204ZM204 166H203V167H204ZM212 166H213V167H212ZM219 166H218V168L220 169ZM229 166H228V167H229ZM242 166H241V167H242ZM259 166H260V167H259ZM33 167H34V165H33L32 167L30 166L29 168H33ZM57 167H59V165H58ZM63 167H64V166H63ZM74 167H73V168H74ZM78 167H77V168H78ZM108 167H109V166H108ZM115 167H116V166H115ZM115 167H114V169H115V171L117 170V173H118V170H119L120 168L117 169V167H116V168H115ZM151 167H150V170H151ZM193 167H194V166H193ZM237 167H238V166H237ZM252 167H253V168H252ZM258 167H259V168H258ZM29 168L27 167L26 170H28ZM34 168H35V167H34ZM60 168H61V167H59V169L54 168L55 170H53V171L51 172L52 175H53V172L56 171V169H57V171H60ZM68 168H69V167H68ZM73 168H72V169H73ZM81 168H82V167H81ZM104 168H106V167H104ZM146 168H147V167H146ZM148 168H149V167H148ZM169 168H170V167H169ZM187 168L190 170L189 165H188V167H186L185 169H187ZM200 168H202V167H200ZM200 168H197V169L192 168V169H194V171L192 172V174L195 175V173L199 172V175H200L201 173L205 172V175H206L207 172H206V171H202V169H204L205 167L202 168V169H200ZM206 168H207V167H206ZM233 168L235 169V167H233ZM255 168H256V169H255ZM47 169H48V168H47ZM65 169H66V168H65ZM72 169H71V170H72ZM75 169H76V168H75ZM114 169H113V171H114ZM153 169H154V168H153ZM188 169H187V170H188ZM192 169H191V170H192ZM199 169H200L201 172L199 171ZM221 169H224V168L221 167ZM221 169H220V172H221ZM227 169H228V168H227ZM227 169H226V170H227ZM234 169H232V166H231V170L235 171ZM243 169H244V167H243ZM243 169H242V171H243L244 173H246L247 171H246V170H243ZM250 169H249V170H250ZM30 170H31V169H30ZM41 170H44V169H41ZM51 170H52V169H51ZM73 170H74V169H73ZM73 170H72V171H73ZM77 170L79 171L80 168H78ZM121 170H122V169H121ZM150 170H149V171H150ZM164 170H165V169H164ZM166 170H168V169H166ZM206 170H207V169H206ZM208 170H209V169H208ZM215 170H218V169H215ZM226 170H225V173H226ZM256 170H257V171H256ZM36 171L38 172V170H36ZM47 171H48V170H47ZM49 171H50V170H49ZM72 171H71V172H72ZM75 171H76V170H75ZM75 171H74V172H75ZM97 171H99V170H97ZM102 171H103V169H102L100 172L102 173ZM115 171H114V172H115ZM185 171H186V170H185ZM210 171L213 172V169L210 170ZM210 171H208V172H210ZM218 171H219V170H218ZM229 171H230V169L228 170V172H229ZM245 171H246V172H245ZM29 172H30V171H29ZM40 172H41V171H40ZM43 172H44V171H43ZM68 172H69V171H68ZM74 172H73V173H74ZM81 172H82V171L80 170V173H79V172H75L74 174H75L76 176H77V174H80V176H81V175H82ZM104 172H105V170H104ZM108 172H109V170H108ZM146 172H147V170H146ZM157 172L159 173V172H160V169H159V171H157ZM186 172H187V171H186ZM194 172H195V173H194ZM215 172H216V171H215ZM222 172H223V171H222ZM236 172H238V171H236ZM239 172H240V171H239ZM239 172H238V173H239ZM257 172H258V173H261L262 175L260 174V175L258 176V173H257ZM21 173H25V170H23V172H21ZM26 173H28V172H26ZM26 173L23 174V175H27V176H28V174H26ZM45 173H46V169H45ZM45 173H44V174H45ZM60 173H61V171H60ZM97 173H98V172H97ZM109 173L111 174V171H110ZM119 173H120V172H119ZM154 173H156V172H154ZM158 173H156V174H158ZM190 173H191V171H190ZM218 173H219V172H218ZM229 173H231V172H229ZM244 173H243V174H244ZM33 174H34V173H33ZM35 174H36V173H35ZM38 174H39V173H38ZM41 174H42V173H41ZM48 174H50V172H49ZM48 174H47V175H48ZM56 174H57V173H56ZM56 174L54 175V177H55V176H58L59 173H58L57 175H56ZM128 174H129V173H126V175H128ZM156 174H155V175H156ZM185 174H186V173H185ZM187 174H188V173H187ZM211 174H213V173H211ZM220 174H221V173H220ZM246 174H247V173H246ZM20 175H21V174H20ZM20 175L18 174V175H16V176H19V178H20L21 176H23V175H21V176H20ZM36 175H37V174H36ZM50 175H51V174H50ZM94 175H96V171H95V174H94ZM102 175L104 176L105 174L102 173ZM102 175L99 174V176H101V177H102ZM129 175H131V174H129ZM152 175H154V174H152ZM199 175H198V176H199ZM201 175H202V174H201ZM207 175H209V174H207ZM207 175H206V177H208ZM213 175H215V174H213ZM230 175H231V174H230ZM232 175H233V174H232ZM239 175H242V174L239 173ZM27 176H25V178H27ZM34 176H35V175H34ZM59 176H60V174H59ZM68 176H69V175H68ZM96 176H97L96 178H98V174H97ZM108 176H109V175H108ZM185 176H186V175H185ZM187 176H188V175H187ZM203 176H204V175H203ZM253 176H254L255 178H254ZM28 177H31V176H28ZM35 177H36V176H35ZM35 177L32 179V182H33L34 180H37ZM38 177L40 178V176H38ZM38 177H37V178H38ZM44 177H47V176L44 175ZM44 177L41 178V180H40V179H39V180L42 182V179H44ZM48 177H50V181H51V176L48 175ZM70 177H73V176H70ZM77 177H78V178H82V177H79V175H78ZM84 177H85V176H84ZM93 177L95 178V176H93ZM93 177H90V178L87 177V180H85V179H86V177H85V178H84L85 181H83V182H82L83 184H81V185H83V187H84V186H85L84 183L87 181L86 184L89 182L88 185H90V183L92 182L93 185H95V184H97V186H102V185H103L102 188H104V190L108 189V188L106 187L107 185L104 184V183H102V182H104V181H102V179H104V178L106 177V175H105L104 177L101 178L100 181H102V182H100V181L97 179V180L99 181V183H102V185H98L99 183L96 182V180H95ZM195 177H196V175H195ZM195 177H194V178H195ZM234 177L237 178L236 176H234ZM234 177H231V178L228 177V180L230 179V180H229V183L227 182V180L225 181V183L227 182V183L229 184V187H228L227 184H225L226 187L230 188L231 191L234 190L233 192H235V189H232V186H233V185L231 184V180L235 183V180H234L235 178H234ZM240 177H242V179H243V178L246 179V176L244 177V175H242V176H240ZM240 177H238V178L240 179ZM16 178L18 179V177H16ZM21 178H22V177H21ZM31 178H32V177H31ZM74 178H75V177H74ZM74 178H73V179H74ZM92 178H93L95 181H92V180H93ZM106 178H107V177H106ZM109 178H110V177H109ZM190 178H191V177H190ZM209 178H210V177H209ZM232 178H233V179H232ZM14 179H15V178H14ZM27 179H28V182H29V179H30V178H27ZM27 179H26V180H27ZM58 179L60 180V178H58ZM62 179H63V178L61 177V180H60V181H61V183L64 184V188H65V187L68 188V186H65L66 183L62 182V181H63ZM89 179H92L91 182H90ZM48 180H49V179L47 178L46 181L48 182ZM52 180H53V178H52ZM59 180H58V181H59ZM67 180H69V179H67ZM71 180H72V179L70 178V181H71ZM74 180H75V179H74ZM77 180H78V179H77ZM77 180H76V181H77ZM80 180H81V179H80ZM105 180L108 182V180H110V179H108V180L105 179ZM184 180L187 181V180H190V179H187V178L185 179V177H184ZM208 180H209V179H208ZM210 180H212V179H210ZM210 180H209V181H210ZM240 180H241V179H240ZM240 180H239L240 183H239L238 181H236V183L238 182L239 184H238V183H237V184L235 183V184H236V185H235V184L233 183V184H234L233 188L236 187V189H237V196H242V195H244V194L246 195L245 192H248V191L250 192V190L252 189V187L250 186L251 184H246L247 187L249 188V189H248L247 187H245V185H242V183H245V181L241 180V181H242V182H241ZM15 181H16V179H15ZM17 181H18L17 184L20 183V179H18ZM30 181H31V180H30ZM37 181H38V180H37ZM46 181H44V182H46ZM53 181H54V180H53ZM106 181H105V182H106ZM110 181H111V180H110ZM198 181H199V180H198ZM257 181H258V180H257ZM28 182H27V183H28ZM44 182H42L43 185H45ZM47 182H46V183H47ZM68 182H69V181H68ZM68 182H67V183H68ZM93 182H96V183H93ZM107 182H106V183H107ZM137 182H138V181H137ZM139 182H140V181H139ZM139 182H138V183H139ZM190 182H192V181H191V180L188 181V183H190ZM199 182H200V181H199ZM199 182L196 181V183H199ZM220 182H222V180H220ZM246 182L248 183V182H250V181H247V179H246ZM251 182H250V183H251ZM25 183H26V182H25ZM35 183H37V182H35ZM51 183H55V182H50L49 184H51ZM58 183H59V182L56 181L55 184H58ZM70 183H71V182H70ZM73 183H74V182H73ZM112 183H113V181H111L110 184H112ZM114 183H115V182H114ZM166 183H167V182L164 181V182H163V186L166 185ZM196 183H195V184H196ZM205 183H206V182H205ZM211 183H212L213 185H215V183H213V182H211ZM211 183H209V187H212V186H210ZM218 183H219V181L217 182V184H218ZM13 184H16V182L13 183ZM29 184H30V183H29ZM47 184H48V183H47ZM75 184H78V182L75 183ZM108 184H109V182H108ZM115 184H116V183H115ZM136 184H137V183H136ZM167 184H169V183H167ZM191 184H192V183H191ZM191 184H190V185H191ZM195 184H192V185H193V189L195 188ZM207 184H208V182H207ZM212 184H211V185H212ZM253 184H252V185H253ZM18 185H19V184H18ZM41 185H42V184H41ZM43 185H42V186H43ZM53 185H54V184H53ZM60 185H61V184H60ZM88 185L85 186V187H87L86 189H87L88 191H89V188H90V190H92V189L95 188V186H93L94 188H92V186H90V187L88 188ZM104 185H105V186H104ZM113 185H114V184H113ZM138 185H139V184H138ZM138 185H137V186L135 185V186L138 187ZM160 185H161V184H160ZM169 185H170V184H169ZM199 185H200V184H199ZM261 185H262L263 187H262ZM14 186H15V185H14ZM28 186H29V185H28ZM30 186H31V185H30ZM30 186H29V187H30ZM32 186H33V184H32ZM36 186H37V185H36ZM46 186H47V185L44 186V189L47 190L48 193H50V191H55V190H50V191H49V189H50L49 186H51V185H48V186H47L49 189H48ZM55 186H56V185H55ZM58 186H59V184H58ZM58 186H56V187L58 188ZM61 186H62V185H61ZM71 186H72V185H71ZM76 186H77V185H76ZM78 186H79V184H78ZM78 186L76 187V192H77V191H80V190H77V189L79 188ZM97 186H96V189H97ZM140 186H141V185H140ZM184 186L186 187V186H188V185L184 183L183 187H184ZM219 186H220V184H219ZM242 186H243V188H242V190H241V187H242ZM62 187H63V186H62ZM108 187H109V186H108ZM116 187H117V185H116ZM142 187H143V185H142ZM142 187H141V188L138 187V188H140L141 191L148 190L147 188H146V189L143 188V189H144V190H143ZM159 187H160V186H159ZM164 187H165V186H164ZM164 187H163V189H164ZM166 187H168V185H167ZM166 187H165V188H166ZM175 187H176V186H174L173 188H175ZM177 187H178V186H177ZM177 187H176V188H177ZM185 187L182 188V190H183V189L185 190ZM188 187H189V186H188ZM188 187H187V188H188ZM209 187H208V188H209ZM226 187L224 186L223 188H224V189H227ZM258 187H257V189H258ZM30 188H33V187H30ZM41 188H42V187H41ZM46 188H47V189H46ZM54 188H55V187H54ZM54 188H51V189H54ZM59 188H60V187H59ZM59 188H58V190L61 191V193H62V191H63L64 193L66 192L64 189L61 190V188H60V189H59ZM91 188H92V189H91ZM112 188H115V187H112ZM112 188L109 187V191H110V189H112ZM117 188H118V187H117ZM132 188H135V187L132 186ZM132 188L129 189V190H131V191H129V192H132V190H133ZM161 188H162V187H161ZM176 188H175V189H176ZM179 188H180V187H178L177 189H179ZM206 188H207V187H206ZM215 188H216V187H215ZM223 188H222V191H224ZM238 188H239V189H238ZM254 188H256V187H254ZM254 188H253V189H254ZM70 189H71V188H70ZM80 189L82 190V188H80ZM83 189H84V188H83ZM96 189H94V190H96ZM99 189H100V187H99ZM118 189H119V188H118ZM118 189H117V190H118ZM140 189H138V190H140ZM175 189H173V190H175ZM177 189H176V190H177ZM188 189L190 190V188H188ZM210 189H211V188H210ZM210 189H209V190H210ZM219 189H220V187H218V188L216 189V191H217V196L219 197V196L221 195L220 193H222V194H223V200L225 199V200L223 201L222 198H221V196L219 197V198H221V200H218V199L215 198V200H218V202L220 203L221 211H220V209H217L218 206L216 207V206H215L216 204H214V207H213V206H212V203H210V201L208 200V199H209V196H210V200H212V198H213V197H211V195H210L209 192H207L209 196L206 197L205 201L201 199V197H202L203 195H199V196H201V197H198V196H197V198L201 199V201H202V202L204 201V202H203V203H202V202H199V203L194 202V205L198 206L197 209H194L195 211H194L193 209H190V208L188 209V208H187V206H188V207H189V206L192 207V206H193V204H192L193 202L190 203V205L187 204V206H186V203H185V202L180 203L181 201H180L179 196H182L183 198H184V197L186 198V196H188V195H190V194L182 193L183 195H177L176 197H174V199H171V198H170L169 200L167 199L169 202H170V200H173V201L175 200V202H176V199L179 198L177 201H180L179 203H180L181 205L185 203V204H184V207L186 208L185 210H187V211L185 212V210H184V212H185V214H186V217H188V219H187V218H186V220H185V218H183V219L186 221V223L189 224V225L186 224V225H185L186 227L191 225V223H189L190 221H191V222H194V221L197 220V218H199V217H201V218L199 219L200 221H201V220H204V222L201 221V222H203V225H204V226H202V225H200V227L198 226L199 229H197L198 231L196 230V231H194V232L192 233L193 236H192L191 233L189 234V236H191V240H193L192 242L197 241V236H196V235H201V233H202L201 231H204V230L207 231V230H212V229H213V228H209V227H207V230H206V226H207L206 222H207V221H206L205 217L208 218V216H207L206 214H207L208 210H209L211 207H212V209H210L209 211H211V213H212V214L214 213V214L211 215V213L208 212V215H209L210 219H212V220H210V219L208 220V219H207L208 222H210V224H211V225H210V224L208 223L210 226H213V225H214V226H217L218 224H217V225L215 224V223H218V222H215L217 219H220V220H221V218L223 219V216H224L225 214L228 215L229 213H231V212H233V211L235 210L236 207L232 208L231 210L229 209L230 212L227 210V209H228V206H229L230 208L232 207V206H230V205H232V203L229 204V203L231 202L230 200H233V198L231 199L232 195H231L230 198H228V197H229V196H228L229 194L227 193L228 191H227V192H222V191L220 192L221 189H220V190H219ZM243 189H244V190L248 189V190L243 191ZM257 189H256V190H257ZM16 190H17V189H16ZM24 190H25V192H23V193L25 194V193H26V188L23 189L22 191H24ZM27 190H28V189H27ZM31 190H32V189H31ZM31 190H30V191H31ZM36 190H37V189H36ZM58 190H56V194H58V195L61 197L62 195L59 194L60 192H59ZM68 190H69V189H68ZM68 190H67V191H68ZM87 190H85V191H87ZM123 190H124V189H123ZM180 190H181V189H180ZM180 190H179V191H180ZM182 190H181V191H182ZM239 190H240L241 192H240ZM256 190H255V193H256ZM260 190H259V191H260ZM10 191H11V192H12V191L14 192L15 190L12 189V190H10ZM10 191H9L8 193H10ZM19 191L22 192L21 189H19ZM42 191H43V188H42ZM47 191H45V193H44V191H43L44 196H45V194H47V193H46ZM69 191H71V190H69ZM74 191H75V190H74ZM74 191L71 192V194L74 193ZM85 191H83V192L85 193ZM92 191H93V190H92ZM134 191H135V190H133V192H134ZM148 191H150V190H148ZM148 191H146V192L149 193ZM177 191H178V190H177ZM177 191H174V192H177ZM181 191H180V193H181ZM185 191H187V190H185ZM192 191H193V190L191 189L190 192H192ZM218 191H219L220 193H219ZM242 191H243L244 193H243ZM253 191H254V190H253ZM13 192H12V195H13V194H15V195H13L12 197H13V198L16 197V199H17L16 193H15V192L13 193ZM57 192H58V193H57ZM76 192H75V193H76ZM101 192H102V191H100V193H101ZM106 192H107V191H105V193H106ZM113 192H114V191H113ZM117 192H120V191H117ZM170 192H172V191L170 190ZM182 192H183V191H182ZM190 192H188V193H190ZM193 192H194V191H193ZM195 192H196V191H195ZM198 192H199V191H198ZM202 192H203L204 195H205L206 190H205V191H202ZM211 192H213L214 195H215V193H216V192H214V191H211ZM249 192H248V194L251 193V192H250V193H249ZM257 192H258V190H257ZM30 193H32V195H34V193H33L32 191H31ZM37 193H38V192H37ZM39 193H40V192H39ZM67 193H68V192H66V194H63V193H62V194H63V196L66 195L65 197H68V196H69L68 194H70V193H68V194H67ZM100 193H99V195H100ZM180 193H179V194H180ZM262 193H264V190H263ZM10 194H11V193H10ZM76 194H77V193H76ZM78 194H80L79 196L82 195L80 192H79ZM86 194H88V192H87ZM101 194H102V193H101ZM184 194H187V195L184 196ZM218 194H219V195H218ZM224 194H225L227 197H226ZM234 194H236V192H235ZM234 194H233V195H234ZM238 194H240V195H238ZM241 194H242V195H241ZM248 194H247V196H246L248 200L245 199V198H246L245 196H242L241 199H243V202L240 201V202H241V203H240V204H241V207H240V208H239L240 204L237 202V203H238V204H237V205H238V206H237V207H238L237 209H240V210H243V209H244V210H245V209H247V208L250 206V207H249L250 209L248 208V210H246V211H247L248 216H249V214H250V217H251V212L255 211L256 213H259V212H257V207L260 208V206H261L260 204L262 203V202H261L260 204H258V202H257V203L255 202L256 205H253L254 203H252V202L255 201V199H256L255 197H257L258 200L261 199V201H263L262 198H260L259 196L262 197V196H264V195H263V194L260 195L261 192L259 193V196H256V194H255V196H253V195H254L253 192H252L250 195H248ZM49 195H50V194H49ZM51 195L53 196V200H54V201H55L56 198L58 197L57 195H55V192H54V194H52V192H51ZM73 195H75V194H72V196H73ZM83 195H84V194H83ZM103 195H104V194H103ZM110 195H111V193H109V196H108L107 198H110ZM114 195H115V194H114ZM114 195H112V197H113ZM117 195H119V194H117ZM117 195H115V196L117 197ZM169 195H170V194L166 195L167 198H169ZM9 196H10V195H9ZM14 196H15V197H14ZM22 196H24V195H22ZM27 196H30V195H26V197H27ZM35 196L37 197L36 194H35ZM52 196H50L49 198L46 196V197L50 200V202H49V200H48V203L45 202V204H49V203H50V204L52 205V203H51L52 200L50 199V198H52ZM54 196H55L56 198H54ZM63 196H62V197H63ZM70 196H71V195H70ZM76 196H77V195H76ZM93 196H94V194H93ZM95 196H96V195H95ZM105 196H106V195H105ZM115 196H114V197H115ZM166 196H164V197L166 198ZM205 196H206V195H205ZM205 196H203V197H205ZM224 196H225V198H224ZM252 196H253L254 199L251 198ZM6 197L9 198L8 195H7ZM6 197L4 198V199L6 200V201L4 200V201H5L4 203H6L7 201H10V200H11V202H13V198H11V199H10V198H9V199H6ZM10 197H11V196H10ZM20 197H21V196H20ZM26 197H25V198H26ZM31 197H32V196H31ZM41 197H42V196H41ZM62 197H61V199L64 200L65 197H63V198H62ZM81 197L84 198L85 195H84V196H81ZM89 197H91V196H89ZM89 197H87V198H89ZM97 197H99V196H97ZM97 197H96V198H97ZM101 197H102V196H101ZM114 197H113V198H114ZM118 197H119V196H118ZM118 197H117V198H118ZM164 197H163V199H162V197H161V199L164 200V199H165ZM214 197H215V196H214ZM243 197H244V198H243ZM29 198H30V197H29ZM32 198H33V197H32ZM42 198H43V197H42ZM42 198H40L39 200H41ZM44 198H45V197H44ZM44 198H43V199H44ZM58 198H59V197H58ZM70 198H72V197H70ZM70 198L68 197L67 202L70 200ZM73 198H74V199H77V198H75V197H73ZM78 198H79V197H78ZM91 198H92V197H91ZM96 198H95V203H96V201H97ZM185 198H184V199H185ZM188 198H189V196H188ZM207 198H208V199H207ZM18 199H19V198H18ZM26 199H27V198H26ZM45 199H46V198H45ZM93 199H94V197H93ZM146 199L148 200V198H146ZM186 199H187V198H186ZM186 199H185V200H186ZM227 199H229V202L227 201ZM238 199H239V198H238ZM249 199H250L251 201H250ZM2 200H3V199H1V197H0V204H1L0 207L3 206L2 204H4V203H2ZM30 200H31V199H30ZM37 200H38V198H37ZM37 200H36V203H37ZM39 200H38V201H39ZM88 200H89V203H87V202H86V199H85V201H82V204H83V203H87V204L89 205V204H91V202H94V200L92 201V199H91V202H90V199H88ZM114 200H115V199H114ZM116 200H117V199H116ZM155 200H157V198H156ZM165 200H166V199H165ZM165 200H164V202H166ZM181 200H182V199H181ZM187 200H188V199H187ZM206 200H207V202H206ZM234 200H235V198H234ZM43 201H44V200H43ZM58 201H59V200H58ZM74 201H75V200H73V203L76 202V201H75V202H74ZM80 201H81V200H80ZM80 201H79V202H80ZM100 201H101V198H100ZM119 201H120V199H118V201H116V202L114 201V202L117 204V202H119ZM144 201H145V200H144ZM157 201H160V200H157ZM157 201H156V202H157ZM173 201H171V202L174 203V204H176V205H175V208H177L176 206H179V207H180V205H179L177 202L175 203V202H173ZM188 201H189V200H188ZM188 201H186V202L188 203ZM213 201H214V199H213L211 202H213ZM222 201H223V202H222ZM256 201H257V200H256ZM16 202H18V200H17ZM22 202H23V199H22ZM24 202H25V201H24ZM55 202H56V201H55ZM60 202H61V201H60ZM154 202H155V201H154ZM156 202H155V203H156ZM161 202H162V203H161ZM161 202H159L160 204H158V207H157V204H156L154 207H157L158 209H161V208L163 207V205H162L161 207H159V206H160L161 204H163V201H161ZM208 202H209V203H208ZM218 202H217V203H218ZM232 202H234V201H232ZM259 202H260V200H259ZM7 203H8V202H7ZM25 203H26V205H28V207H30V205H29V203H28L27 201H26ZM36 203L34 202V204H35L34 207H36ZM38 203H39V202H38ZM41 203H42V200H41ZM56 203H57V202H56ZM71 203H72V202H70V204H69L70 206H71ZM95 203H93V204H95ZM105 203H106V202H105ZM141 203H142V202H141ZM141 203H140V206L138 205V206H139L138 208L142 207V209H141V208H140V209H141L142 211H144L145 209L143 210L144 207L142 206L143 203H142V205H141ZM152 203H153V202H151V203H147V204L149 205V204H152ZM155 203H153V204H155ZM200 203H202V204H200ZM213 203H214V202H213ZM224 203L226 204V206H225ZM242 203H243V205H244L245 207L242 206ZM244 203H245V204H244ZM263 203H264V202H263ZM10 204H12V203H10ZM15 204H17V203H15ZM30 204H31V203H30ZM34 204H33V205H34ZM50 204H49L48 206H50ZM53 204H55V203L53 202ZM57 204H59V203H57ZM67 204H68V203H67ZM98 204H99V203H98ZM120 204H121V203H120ZM134 204H136V203H134ZM137 204H138V203H137ZM164 204H165L164 209L169 210V212H170V210H172L171 207H172V208L174 207V204L171 206L170 203H169V206H171V207H169V209H168V206H167L168 203H167V205H166V203H164ZM191 204H192V205H191ZM205 204H206V205H205ZM222 204H223L225 207H224V206H221ZM257 204H258V206H257ZM41 205H42V204H41ZM41 205H40V206H41ZM43 205H44V204H43ZM148 205H147V206H148ZM199 205H200L201 207H203V206L206 207L205 210H204L205 212L202 211V209L199 208ZM259 205H260V206H259ZM262 205H263V204H262ZM6 206H7V205H6ZM56 206H57V205H56ZM73 206H74V205H73ZM73 206H72V207H73ZM101 206H102V205H101ZM106 206H108V208L111 207V206L113 207V205H107V204H106ZM131 206H132V205H131ZM134 206H135V205H134ZM144 206H146V205L144 204ZM147 206H146V207H147ZM196 206H195V208H196ZM210 206H211V207H210ZM233 206H236L235 202H234ZM252 206H253V209H252ZM20 207L24 208V205L22 204V206H20ZM32 207H33V206H32ZM38 207H39V206H38ZM46 207H47V205H46ZM74 207H75V206H74ZM76 207H77V206H76ZM179 207H178V208H179ZM182 207H183V206H182ZM208 207H209V208H208ZM222 207H223V209H222ZM243 207H244V208H243ZM246 207H247V208H246ZM254 207H256V209H254ZM262 207L264 208V206H262ZM4 208H5V207L2 208V211H3ZM10 208H13V207H10ZM14 208H16V207H14ZM14 208H13V209H14ZM18 208H19V207H18ZM26 208H27V207H26ZM66 208H68V207H66ZM66 208H65V209H66ZM113 208L115 209V207H113ZM116 208H118V207L116 206ZM135 208H136V207H135ZM180 208H181V207H180ZM225 208H227V209H226V210H227L226 212H229V213H225V212H224V211H225ZM241 208H242V209H241ZM7 209H8V207H7ZM13 209H12V210H10V209H9V210L4 209L3 213H4L5 215H7V212H11V213L14 212L15 209H14V210H13ZM32 209H33V208H32ZM32 209L30 208V209H29V212H30V210H32ZM44 209H46V208H44ZM100 209H101V207H100ZM106 209H107V208H106ZM147 209H149V208H147ZM150 209H151V207H150ZM152 209H153V211H154L153 206H152ZM182 209H183V208H182ZM182 209H180V210H182ZM199 209H200V213H199V211H198ZM213 209H215V211H214ZM260 209H262V208H260ZM18 210H19V209H18ZM18 210H17V211H18ZM27 210H28V209H27ZM42 210H43V207H42ZM69 210H70V209H69ZM117 210H119V208H118ZM117 210H116V212H117ZM155 210H156V208H155ZM161 210H163V208H162ZM188 210L191 211V212L194 211V212H193L194 214H193V213H192V214H193V215H196V214H197L196 217H194V216L191 214V215L193 216V217H192V216L190 215L191 212H189ZM206 210H207V212H206ZM212 210H213V212H212ZM216 210H217V211H216ZM218 210L222 213V215H223V212H224V215L221 216V215L219 214L220 212H219ZM223 210H224V211H223ZM0 211H1V210H0ZM6 211H7V212H6ZM105 211H106V210H105ZM249 211H250V212H249ZM18 212H20V211H18ZM45 212H46V211H45ZM148 212H149V211H148ZM158 212H159V210H158L156 213H158ZM161 212H162V211H161ZM161 212H160V213H161ZM163 212H164V211H163ZM163 212H162V213H163ZM165 212H166V211H165ZM178 212H180V211H178ZM181 212H182V211H181ZM203 212L206 213V214H204ZM235 212L237 213L238 211L236 210V211L233 212V213H234V217H235V216H237V217H235V218H234V217H233V218H230V217H232V216H229V215H228V216H229V219H230L229 222H231L232 220L235 221L234 219H236V218L239 219V220L236 219V220H238V221H237L236 223H234V224L237 225V226H236V228H237V227H240V224H241V223H245L247 220L245 219L246 216H245V218H243L244 215H245V214H243V211L239 212V213L236 214V215H235ZM255 212H254V213H255ZM143 213H144V212H143ZM143 213H142V214H143ZM152 213H153V214H152ZM154 213H155V211H154V212L151 211V213H148V215H147V213H146L145 216L148 217V218H150V216L154 215ZM160 213H159V214H160ZM171 213H173V212L171 211L170 214H171ZM216 213H217V214H216ZM233 213H231L230 215H232ZM241 213L243 214V216H242ZM244 213H246V212L244 211ZM0 214H1L0 216L2 217V218H0V219L2 220L5 216H4V214L2 215V212H1ZM43 214H44V212H43ZM165 214H167V213H165ZM188 214H189V215H188ZM199 214H200V215H199ZM240 214H241V215H240ZM13 215H14V214H13ZM18 215H19V214H18ZM83 215H85V214H83ZM105 215H106V214H105ZM105 215H103L102 218H103V220L107 221L106 219H104V216H105ZM173 215H175V214H173ZM182 215H183V214H182ZM198 215H199V216H198ZM204 215H205V216H204ZM210 215H211L212 217H211ZM10 216H11V215H10ZM19 216H20V215H19ZM19 216H16V217L18 218ZM60 216H61V215H60ZM114 216H115V215H114ZM121 216H122V215H121ZM121 216H117V217H115V218H116V219H117V218L119 219V217H121ZM143 216H144V215H143ZM154 216H155V217H156V216L158 217L157 214L154 215ZM160 216H161V215H160ZM162 216H163V214H162ZM169 216H170V215H169ZM169 216H168V217H169ZM176 216L178 217L179 215L176 214ZM183 216H185V215H183ZM183 216H181V217H183ZM197 216H198V217H197ZM203 216H204V217H203ZM214 216L217 217V219H216ZM218 216H220V218H219ZM238 216H239L240 218H239ZM241 216H242V219H243V220L245 219L244 221L241 219ZM248 216H247V217H248ZM7 217H8V216H7ZM7 217H6V218H7ZM13 217H14V216H13ZM16 217H14L15 220H18V219H16ZM61 217H62V216H61ZM71 217H72V216H71ZM85 217L88 218V215H87V216L85 215L84 218H85ZM164 217H166V216H164ZM171 217H172V215H171ZM177 217H176V218H177ZM250 217H248V219H249ZM14 218H12V220H13ZM34 218H36V217H34ZM63 218H64V216H63ZM73 218H74V219H73ZM75 218H77V221H79V220H78L79 217H76V216H75V217L73 216L72 218H69V217H68V218H67V221H68V219H69V222H70V219H71V221H72V220L75 221ZM87 218H85V220H86ZM98 218H99V217H97V218L94 219V220L91 219V218H89L90 221L93 220V221H92L93 223L91 222V223L86 224L87 226H89V230H90V231H89L88 229H87L86 231H84L85 229H82V230H83V231H82V230L80 229V227H77V228H79L80 230H77V229H76V230L79 231V232H77V231H71V230H74V229L76 228V227H72L73 229L71 228L70 231H71L72 233L75 232V237L73 236V234H72L69 230H66V231H65V230H64L65 228H63V230L66 232V235H63V236H64V238H65L66 240H69L67 243L70 242L69 244H66V245H68V246L71 245V248H72V245H73V244H78V243H74V241H72V240L70 241V239H75V240L79 239V241H80L79 236L82 237L81 239H84V238L87 237V240H83V241L81 240V241H82V246H81V247H79L80 244H81V241H80V242H79L80 244L77 245L79 248H77V249L72 248V249H73L72 252H73V253L75 252V253H74L75 255H73V256H68V257H67V259H68L67 261H66L65 259H63V260L61 259L60 262H59V261H57L58 258H57L56 256L53 257V259L50 258V259H48V260H47V258H44V256H47L48 252H50V251H51V253L54 252L53 254H55V251H54V250H55L56 247H53V246H55V245H52V244H51V245H52V247H51V246L49 245V244H50V241H49V240H48L49 242L46 240L47 242L45 241V242H44V245H42V244H43L42 242H41L42 244L39 243V241L36 242V244H40V245H42V246L47 247L46 249H44V253H45L46 255H44L43 257H41L42 254H43V252H42V251L40 252V250H39L40 253H39L38 251H37V252H38L39 254H41V255H36V254H35V256H34L33 258H32V256H31L32 254H29V251H28V253L25 252V249H26V251L32 249V250H34V251H32L33 253L36 252V249L32 248L33 244H32L31 247H27V245H26V247H25V246H24L25 244H24V245H22V247H21V248H23V246H24L23 250H21V249L19 250V248H20V246H21V244H22V242H20V243H21V244H19L20 246L17 244L18 247H19V248H17V250H18L19 252H20V251H21V252H20V254H19V253H16V255L14 256V260H16V261L19 262L20 258L23 257L24 254H25L26 257H27V255L29 254L30 256H28L29 259L27 258V262H29L30 264H103V261H104V260L102 261V260L100 259V255L102 256L103 254H105V256H106V254H109L108 262H109L110 264H116L115 262H118L117 264H119V262H120V264H122L121 261L124 260V259H127V260H125V261L127 262V264H128L129 262H134L135 260H136V261H135L134 263H131V264H147V263H149V264H150V263H151V264H157V263H158V264H159L160 261H163L162 259L160 260V258L156 257L157 259H159V261H158L154 256H153L152 258H155L156 260L154 259V260H150V261H149V260H147V258L150 259V257H151L150 255H148L149 257H147V256H145L146 254L144 255V254L140 253L141 256H143V255L145 256V258H144V260L146 259V260H145L146 263H145L144 260L142 259L144 256L140 258L139 255H138V253H137V250L135 251V248H132L133 245H132V242L129 240V237H128V238L125 237L126 235H131V234H128V232L130 233V231H128V229L125 231V228H126V227H123V228H124V231H123V230H120L121 232H123V233H120V232H118V231H119V230H118L119 228H117V226H116L117 229H114V232L111 230V232H113V234H111V232H109V229H111V228H109V229L107 228V229H108V230H107L106 227L104 226V223L101 224V225H103L102 229L100 228L101 225H100V223H99V220L97 221ZM102 218H101V216H100L99 219H102ZM111 218H112V217H111ZM121 218H122V221H123L124 217L122 216ZM121 218H120V220H121ZM138 218H139V222H141L140 219L142 218V216H141V217H138ZM138 218H136V220H134L135 218H134V219H133V218H131V219H130V218L127 219V220H129V221H131V220L133 219L132 221H133V222H134V221L136 222V223L134 224V223L131 221V222H129V223L127 222V224H128V225H131V226H132V224L138 226V224H139V223H138ZM158 218H159V217H158ZM162 218H163V217H162ZM173 218H174V216H173ZM193 218H194V219H193ZM195 218H196V219H195ZM213 218H214V219H213ZM227 218H228V217H227ZM25 219H26V218H25ZM31 219H33V218H31ZM112 219H114V218H112ZM145 219L147 220V218H145ZM159 219H160V218H159ZM168 219L171 220V218H168ZM181 219H182V218H181ZM183 219H182V220H183ZM189 219H190V220H189ZM191 219L194 220V221H192ZM224 219H225V216H224ZM224 219H223V220H224ZM240 219L242 220V222H241ZM3 220H4V219H3ZM12 220H10V222H11ZM85 220L83 219V221H84L85 223H86V221L89 222L88 220H86V221H85ZM95 220H96V221H95ZM149 220H150V219H149ZM157 220H158V219H157ZM163 220H164V218H163ZM163 220H162V222H165V223H166V224L164 223L163 225H167L168 223H167L166 221H168V220H167V219H166L165 221H163ZM175 220H176V219H174V221H173L172 223H175V224H176L177 222H176ZM179 220H180V216H179ZM184 220H183V221H179L180 223L178 222L179 224H178V225L176 224L174 227H173L174 224H172V223H171L172 226H171V224H170V226H168L169 224H168L167 226H168V227L170 228V230H172V231L174 230L173 228H175V227H176L175 229H177V226L179 227V225H180L179 228H182V227H183V229H185V226L183 225V224H185V221H184ZM187 220H188V221H187ZM199 220H198V221H199ZM214 220H215V221H214ZM225 220H226V219H225ZM249 220H250V219H249ZM249 220H248V221H249ZM13 221H14V220H13ZM13 221H12V222H13ZM67 221H66V222H67ZM101 221H102V220H101ZM101 221H100V222H101ZM105 221H104V222H105ZM122 221H121V223H122ZM158 221H160V220H158ZM171 221H172V220H171ZM218 221H219V220H218ZM233 221H232V224H233ZM2 222H3V221H2ZM12 222H11V223H12ZM80 222H82V220H81ZM84 222H82L81 225H82ZM95 222H98L99 225H100L99 228L96 230V233H98V235H100V236L103 237V239H101V240H105V239H106V240H105V241H106L105 244H107V242L109 241V246H110V247L108 246V244L106 245V247H104L106 250L108 249V250H107L108 253H106L107 251L105 252V249H104V251L102 250V252H101L102 254H100V253L97 254V253H96V254H97V255H96L95 252L92 253L93 251H95V249L93 248L92 245L94 244V246L96 245L97 247H98L99 245H97V244L94 243V242L97 241L95 238H92V239H95L94 242H90V241H88V236H87V235H89V233L91 232V228H92L91 226H93V227L95 226ZM102 222H103V221H102ZM111 222H112V221H111ZM116 222L118 223V221H116ZM124 222H125V221H124ZM160 222H161V221H160ZM182 222H183V223H182ZM229 222L226 223L227 226H228V224H230ZM53 223H54V222H53ZM70 223H71V222H70ZM85 223H84L83 225H85ZM109 223H110V222H109ZM117 223H116V224H117ZM121 223H120V224H121ZM197 223H198V222H196V224H197ZM204 223H205V224H204ZM15 224H16V223H15ZM15 224H13V225H15ZM17 224H18V223H17ZM35 224H36V223H35ZM51 224H52V223H51ZM64 224H65V222H64ZM67 224H68V225H67L68 227L71 226V225L75 226L74 223H73V224H69V223H67ZM77 224H79V223H76V225H77ZM89 224H91V226H90ZM92 224H93V225H92ZM112 224H113V223H112ZM157 224L159 225L158 222H157ZM192 224H193V223H192ZM199 224H200V223H198V225H199ZM33 225H34V224H33ZM53 225H54V224H53ZM79 225H80V224H79ZM83 225H82V226H83ZM114 225H115V224H114ZM160 225H161V224H160ZM205 225H206V226H205ZM22 226H23V225H22ZM22 226H21V227H22ZM46 226H47L48 228H46ZM46 226H44V227H45L44 230H45V229H49V227H51V229L54 227V226H50V225H49V226L46 225ZM64 226H65V225H64ZM67 226H66V227H67ZM96 226H97V224H96ZM140 226H141V225H140ZM161 226H162V225H161ZM181 226H182V227H181ZM191 226H193V225H191ZM201 226H202V228H201ZM19 227H20V223H19ZM85 227H86V226H85ZM119 227H120V226H119ZM168 227L165 226V229H167ZM172 227H173V228H172ZM204 227H205V228H204ZM229 227H230V226H229ZM229 227H227V228H229ZM83 228H84V226H83ZM103 228H104V229H103ZM123 228H120V229H123ZM171 228H172V229H171ZM208 228H209V229H208ZM61 229H62V228H61ZM68 229H69V228H68ZM99 229H100L101 231H100ZM112 229H113V228H112ZM154 229H155V228H154ZM161 229H162V228H161ZM183 229H181V231H182ZM201 229H202V230H201ZM214 229H216V227H215ZM36 230H37V229H36ZM36 230H34V232H35ZM41 230H43V229H41ZM104 230H105V231H104ZM106 230H107V231H106ZM115 230H116V231H115ZM149 230H150V229H149ZM177 230H178V229H177ZM228 230H229V229H228ZM230 230H231V229H230ZM230 230H229V231H230ZM233 230H234V229H233ZM233 230H232V231H233ZM235 230H236V229H235ZM56 231H58V230H56ZM56 231L54 232V234H53L52 231H51V234L49 235V237L53 235V236H52V239H53V237H54V239H55V238H56V237H55L56 235L59 236V234H56V233H57ZM68 231H69V232H68ZM87 231H89L88 234H87V233H84V232H87ZM127 231H128V232H127ZM146 231H147V230H146ZM175 231H176V230H175ZM178 231H179V230H178ZM205 231H204V232H205ZM226 231H227V230H226ZM229 231H227V232H229ZM58 232H59V233L61 232V234H60V237H61V236H62V231L60 230V231H58ZM67 232H68L69 234H68ZM76 232H77V233H76ZM82 232H83V233H82ZM100 232H101V233H100ZM105 232L108 233L107 236L104 235V234H106ZM116 232H117L118 234H121V235L123 234L122 237H123V239H124L125 241H126V239H127V241L124 242V243H125V244L128 243V244H127V245H128V250H129L128 252H127V250L125 249V247H122V246H121V243H123L124 240L118 238V235H117V236H114V235H116ZM124 232H126L127 234L125 235ZM150 232H151V233H155V235H158L157 238H158L159 240H160V239H162V240L159 241V240L155 237V235L151 236V233H150ZM150 232H149V231H148L147 233L145 232V235H144V233L139 234V235H138L139 237H138V236H135V235H131V236H134V237H135L134 240H135V241H136V240H139V242H140L141 237L144 236L145 238H142V239H145V240H146L145 243H148V244H144V243H142L143 241H141V244H143V245H141V246L143 247L144 245H146V246L149 245V246H147V247L152 248V250H153L154 248L156 249L157 247H160V245L162 244L161 242H164V241H163L164 239H165V241L167 240V239L165 238V236L163 237V235H165L166 233H163V235H162V233H161V232L159 233L158 230H157V231H155V230H154V231L151 230ZM183 232H184V230H183ZM227 232H226V233H227ZM37 233H38V232H37ZM63 233H64V232H63ZM78 233H79V235H78ZM109 233H110V234H109ZM114 233H115V234H114ZM157 233H159V234H157ZM226 233H223L224 236H226V235H230L229 233H231V232H229V233H227V234H226ZM35 234H36V233H35ZM41 234H42V233H41ZM48 234H49V233H48ZM81 234H82V235H81ZM83 234H84L85 237L83 236ZM85 234H86V235H85ZM195 234H196V235H195ZM223 234L220 233V234L216 235V237H217V238L219 237L218 239L221 240L220 236L222 237ZM225 234H226V235H225ZM36 235H37V234H36ZM70 235H71V236H70ZM92 235H93V231H92ZM108 235H109V236L111 235V236L109 237ZM124 235H125V236H124ZM149 235H150V236H149ZM159 235H161L164 239L161 238V236H159ZM166 235H167V234H166ZM173 235H174V234H172V236H173ZM23 236H24V235H23ZM69 236H70V239H67V237L69 238ZM90 236H91V233H90ZM113 236H114V238H111V237H113ZM167 236H168V235H167ZM187 236H188V235H186V237H187ZM189 236L187 237L188 240L190 239ZM224 236H223V237H224ZM24 237H26V236H24ZM24 237H23L22 239H25ZM76 237H77V238H76ZM91 237H92V236H91ZM93 237H94V236H93ZM96 237H97V236H96ZM105 237H107V238H105ZM115 237H116V238H115ZM134 237H133V238H134ZM147 237H148V238H147ZM153 237H154V240L159 241L158 243H156L158 246L153 245V244H155V242H156V241L154 242V240L152 241V238H153ZM159 237H160V238H159ZM170 237H171V235H170ZM170 237H169V238H170ZM173 237H174V236H173ZM186 237H185V238H186ZM192 237H194V238H192ZM18 238H19V237H18ZM117 238H118V240L121 241V243H119V242L116 241V244H115V239H117ZM125 238H126V239H125ZM138 238H139V239H138ZM155 238H156V239H155ZM169 238H168V239H169ZM202 238H205V236L203 237V236L201 235V236L199 237V242H196L195 244H191V243L189 244L190 247H188V251L191 252V250H192L193 252H191L190 254H189V252L181 254V255H185V257H181V255H177V256H176V259H177V257L179 256V257H180V260H181V258H183V260L187 262V259L190 257V255H192V256L195 255V256H196V252H200L201 249H202V252H204V251H203V250H204L203 248H205V245H204V247L201 246L200 249H199V246H197L199 243L201 244V241H200V240H201ZM31 239H32V237H31ZM52 239H51V240H52ZM54 239H53V240H54ZM57 239H58V238H56V241H57ZM108 239H109V240H108ZM110 239L112 240V242H110ZM113 239H114V240H113ZM142 239H141V240H142ZM150 239H151L152 243L154 242L153 244H151L152 246L149 244V242H147L148 240L150 241ZM170 239H171V238H170ZM194 239H195V240H194ZM15 240H16V239H15ZM40 240H41V239H40ZM60 240L63 241V238L60 239ZM60 240H59V242H60ZM89 240H90V239H89ZM171 240H172V239H171ZM182 240H184V239H182ZM13 241H14V240H13ZM13 241H12V242H13ZM18 241H19V240H18ZM18 241L16 240L15 242L18 243ZM86 241H88V242H86ZM184 241L186 242V240H184ZM184 241H183V242H184ZM12 242H11V243H12ZM57 242H58V241H57ZM71 242H73V244H72ZM83 242H84V244L88 243L89 245L92 243V245H91L92 247H91V246L89 247V246H86V245H85L86 248L83 247V246H84ZM85 242H86V243H85ZM130 242H131V243H130ZM139 242L137 241L136 243L138 244ZM183 242H182V243H183ZM204 242H205V241H204ZM7 243H8V242H7ZM46 243H47V244H46ZM48 243H49V244H48ZM60 243H61V244H62V243L65 244L66 242L64 241V242H60ZM101 243H102V242H101ZM124 243H123V244H124ZM182 243H181V244H182ZM186 243H187V242H186ZM186 243H185V244H186ZM36 244L34 243V246L37 248ZM55 244H56V243H55ZM64 244H62L61 247L64 246ZM110 244H111V245H114V244H115V246H111ZM173 244H174V243H173ZM181 244H180V246H181ZM202 244H204V243L202 242ZM14 245H15V244H14ZM17 245H15V246H17ZM46 245H47V246H46ZM66 245H65V246H66ZM100 245H101V244H100ZM129 245H130V246H129ZM182 245H184V244H182ZM193 245H194V246L196 245V248H197V249L194 248ZM28 246H29V244H28ZM49 246H50V247H49ZM75 246H76V245H75ZM77 246H76V247H77ZM96 246H95V247H96ZM117 246H118V247H117ZM139 246H140V245H139ZM175 246H176V245H175ZM175 246L173 245V248H174ZM184 246H185V245H184ZM187 246H188V245L186 244V247H187ZM11 247H12V246H11ZM38 247H39V245H38ZM82 247H83L84 251H82V250H83ZM97 247H96V248H97ZM115 247H117V248H115ZM120 247H122V249H121ZM126 247H127V246H126ZM0 248H2V247H0ZM3 248H4V247H3ZM15 248H16V247H15ZM42 248H43V247H42ZM65 248H66V247H65ZM65 248H64L63 250H61V251L64 252V253H67L66 251H64ZM71 248H70V249H71ZM110 248H111L110 251H112V255H114L113 258L111 257V255H110L111 253L109 252V249H110ZM143 248H144V251L147 250L146 247H143ZM182 248H183V246L180 247V253H181V251H183ZM190 248H191V249H190ZM192 248H194V250H193ZM206 248H207L208 250L210 249V248H208V246H206ZM48 249H49V250H48ZM57 249H61V248L58 247V248H56V250H57ZM78 249H80L81 252H80ZM88 249H91V250L93 249V251H88ZM99 249H100V248H99ZM112 249H113V250H112ZM120 249H121V251H120L121 253H117V252H119ZM138 249H139V248H138ZM161 249H163V247H162ZM198 249H199L200 251H199ZM207 249H206V250H207ZM3 250H4V249H3ZM10 250H11V249H10ZM17 250H16V251H17ZM42 250H43V249H42ZM117 250H118V251H117ZM122 250H123V251H122ZM124 250H126V251L124 252ZM142 250H143V249H142ZM152 250L149 249V251H151V254H152V253L155 254V252L152 251ZM157 250H158V249H157ZM163 250H165V251H162V250H161L159 253H161V252H162L161 254L165 253V254H163L162 256H163V257H166V256H167L166 259H167V261H168V264H170V260L172 259V258H171L172 256H168L169 253H170V251H168V249H167V251H166V249H163ZM169 250H171V249L169 248ZM178 250H179V248H178ZM195 250H196V251H195ZM208 250H207V251H208ZM257 250H258V249H257ZM0 251H1L0 253L2 254V255L0 254V257H1L2 260H3V257H5L6 255L3 256V255H4V254H3L4 251L2 252V249H0ZM6 251H8V250H6ZM23 251H24V252H23ZM46 251H47V252H46ZM77 251H78V254L76 253ZM86 251H87V252H86ZM100 251H101V250H100ZM158 251H159V250H158ZM259 251H260V250H259ZM10 252L14 254V252H13L12 250H11ZM96 252H97V251H96ZM103 252H104V253H103ZM123 252H124V254L127 255V256H125V255L123 254ZM126 252L129 253V256H130V255H133V256H134V254L136 253L135 256H137V257L130 256V257H132V258H134V259L136 258V259H135V260H132V258H130V259H129L130 261H129L128 258H126V257H129L128 254H127ZM131 252H132V253H131ZM139 252H140V251H139ZM166 252H167L168 254H166ZM245 252H246V251H245ZM253 252H254V251H253ZM4 253H6V252H4ZM21 253H22L23 256H20ZM38 253H37V254H38ZM113 253H114V254H113ZM133 253H134V254H133ZM145 253H147V251H146ZM256 253H259V252H256ZM6 254H9V253H6ZM17 254H18V255H17ZM26 254H27V255H26ZM62 254H63V253H62ZM115 254H116V255H115ZM119 254H121L122 256L124 255V256H125L124 259H122V257H120L121 255L119 256ZM157 254H158V253H157ZM157 254H156V256H158ZM188 254H189V256L187 257L186 255H188ZM197 254H198V253H197ZM246 254H247V252L244 253V254H243V252H242V254L240 253V255H236L235 258H237V256H238V258H239V256H243V258H244V257H245L244 255H246ZM249 254H250V253H249ZM251 254H252V253H251ZM253 254H254V253H253ZM253 254H252V255H253ZM67 255H68V254H67ZM200 255H201V256H200ZM203 255H204V254H203ZM203 255H202V254H199L198 256L202 257ZM205 255H207V254H205ZM252 255H251V257H250V256H249V257H250V258H253V256H254L255 254H254L253 256H252ZM257 255H258V254H257ZM18 256H20V257H18ZM37 256H38V257H37ZM65 256H66V254H65ZM255 256H256V255H255ZM255 256H254V257H255ZM8 257H9V256H8ZM30 257H31V258H30ZM50 257H51V256H50ZM146 257H147V258H146ZM179 257H178V259H179ZM228 257H229V258H228V261H227V260H226V261H227L229 264H236V263L238 264L239 261H241V263L243 262L242 257L240 258L241 260L239 259V261H237V262H235V263H234V261L237 260V259L234 258L235 260H234L233 262H231V261L233 260L232 257H231V259H230V255H229ZM249 257H248V258H249ZM256 257H257V256H256ZM1 258H0V259H1ZM17 258H18V259H17ZM35 258H38V259H35ZM39 258H42V260H41V259L39 260ZM48 258H49V257H48ZM54 258H56L57 260L54 261ZM102 258L105 259L104 257H102ZM138 258H139V260L137 261ZM184 258H186V260H185ZM197 258L199 259V257H197ZM197 258H196V259H197ZM246 258H247V257H246ZM258 258H259V256H258ZM30 259H32V262H33V263L30 262ZM43 259H44V260H43ZM163 259H164V258H163ZM169 259H170V260H169ZM194 259H195V258H194ZM196 259H195V260H196ZM229 259H230L231 261H229ZM253 259H254V258H253ZM253 259H250V263L252 262L251 260H253ZM5 260H6V259H5ZM9 260H10V259H9ZM9 260H8V261H9ZM33 260H34V261H33ZM115 260H116V261H115ZM172 260L175 261V258L172 259ZM180 260H179V261H180ZM190 260H191V259H190ZM244 260L246 261V262H245V261L243 262L244 264H245V263L247 264L248 261H249L248 259H245V258H244ZM11 261H12V264H13L14 262H16V261L13 262V258L11 259ZM20 261L24 262L23 264H26V262L23 260V258H22ZM36 261H37V262H36ZM38 261H39V262H38ZM53 261H54V262H53ZM63 261H64V263H63ZM148 261H149V262H148ZM153 261H155L156 263H154ZM167 261H165V262L163 261V264L166 263ZM181 261H182V260H181ZM181 261H180V262H181ZM184 261H182V262H184ZM192 261H194V260H193V257H192ZM226 261H225V262H226ZM258 261H259V259H258ZM40 262H41V263H40ZM123 262H124V261H123ZM126 262H125V264H126ZM190 262H191V261L188 260V263H190ZM253 262H254V264H255V261H253ZM260 262H262V261H261V258H260ZM172 263L176 264V263H177V260H176L175 262H172V261H171V264H172ZM241 263H239V264H241ZM243 263H242V264H243ZM250 263H249V264H250ZM4 264H7V263H4ZM9 264H11V262H9ZM104 264H105V263H104ZM123 264H124V263H123ZM129 264H130V263H129ZM178 264H179V262H178ZM181 264H182V263H181ZM186 264H187V263H186ZM218 264H219V263H218ZM220 264H223V263H220ZM224 264H227V263H224ZM252 264H253V263H252Z\"/></svg>",
    "mask_w": 264,
    "mask_h": 264
},
{
    "label": "crops",
    "instance_id": "3",
    "mask_svg": "<svg viewBox=\"0 0 264 264\" xmlns=\"http://www.w3.org/2000/svg\"><path fill=\"white\" fill-rule=\"evenodd\" d=\"M79 0H0V83H70L76 31L68 13ZM61 78H64L62 80Z\"/></svg>",
    "mask_w": 264,
    "mask_h": 264
}]
</instances>
